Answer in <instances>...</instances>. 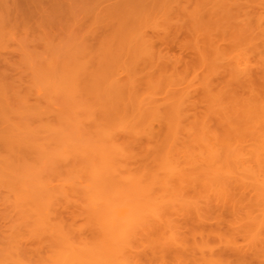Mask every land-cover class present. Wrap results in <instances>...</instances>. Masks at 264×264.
I'll return each mask as SVG.
<instances>
[{"label": "rangeland", "instance_id": "1", "mask_svg": "<svg viewBox=\"0 0 264 264\" xmlns=\"http://www.w3.org/2000/svg\"><path fill=\"white\" fill-rule=\"evenodd\" d=\"M102 1H104V0H102ZM113 1L114 0H109V1L106 0L105 4H108V3L113 2ZM176 1H180L179 2L180 3L179 6L181 5L184 8H189V6H190L188 4V1L186 2L185 0H165L166 3L171 5L170 7H175L176 6ZM197 1L195 0L196 3H197ZM239 1H241L244 4L242 5L241 2H240V4H238ZM66 2H69V3L73 4V6H74L72 8V12H71L72 14H71V17H70L69 21H67V22L55 21V23L53 25H51L52 26L51 29H48V27L46 28V30H45V28L44 29H40L39 31H41V33H38V31H37V32H32V33L26 34V35L15 34V36L13 35L14 36L13 39H12V37L11 38L8 37L7 39L5 38V40H3L4 42L0 41L1 42V44H0L1 45V47H0V51L1 52L0 53H1V56L4 57V58H1V61L4 60V61H2L4 63V65H3V63L0 64V75H1V77L2 76H7V78L9 79V81H6V84L9 82L8 83L9 85H7L6 89H5L6 90L5 93L7 92V94H6L7 97H6L5 102L0 101V103H1L0 106H4V108L7 109V110L6 109H4V110L7 111L8 116H9V113H10L9 120L12 121L14 123V125L15 124H20L18 126L22 127V124H26V127H27V123H28L29 124L28 126L30 128H32V130H34L33 133L31 132V134L30 133L28 134V132L26 134L25 133L19 134V135H21L22 138L24 137L27 140H28V138H29V140L33 139V140H36L37 143L40 142L41 144L44 143V146H42L43 148L41 146L37 145L39 148L41 147V149L38 148V150H39L38 152H41L40 154L35 151V153H37L36 156H35L34 155L35 153L34 154L32 153L34 151L31 152L32 149H30L29 152L33 154L32 155L33 158L34 157L39 158V157H37L38 154L40 156H42V154H43V157H41V159L39 158V161H37L38 159L34 160L35 158L31 159L32 161L34 160L35 162L36 161L38 162V163L36 162V164L34 166L39 164V162L41 163L39 166L37 165V167H36V169L38 170L39 175L41 177H38V176H35V177H36L37 180H39L41 182L45 181V184H47L48 181H52L53 180L52 181V185H53L52 188H54L55 191H52L53 189L49 190V191L44 189V190H41L39 194H37L39 188L37 190H35V191H32L33 192V196H31V197L35 196V198H37V199H33V200L38 201L37 204L34 203V206L37 205V206H39V208L42 205L44 206L46 204V202L45 201H41L40 202V198H42V196L43 197L45 196L44 200H47L48 196H49V198H50L49 201L54 202L59 207V208H57L58 210H55V211H57L56 212V217L57 218H55L54 217L55 216L54 215L55 214L54 213V208H56V206L53 205L52 203H51L52 205L50 204L51 206L49 205V207L53 208L52 211L49 208L50 209L49 211L53 212V215L51 216V219H53V220L56 219L55 221L56 222L58 221V224L61 223V225H63L65 223L64 224L65 226L64 225L63 226L65 228H67V231L69 229L72 230V231L69 230L67 232L66 229H65V232H67V233L71 232L69 234L70 237L72 236L73 239L77 238V240H79L77 242L78 244L81 243L80 245H82V244H85L87 246L90 245L89 248L91 247L90 248L91 250H92V248L95 250L96 247H97V249L99 248V243L102 242V238H103L102 237L103 236V232H102L103 230H101L102 228L98 224V223H100V225H101V222L98 220V218H96L99 215L96 214L95 211L91 208L89 201H87V203H85L87 199L86 200L83 199V200H85V202H83L82 199L80 200L81 202L79 201L80 197H83V196H81L79 194H82V195L84 194V190H86V187H87L86 184L89 185L90 181H91V179H90L91 177L87 178V176H86L87 174H84V170H82L84 168L83 166L87 165L89 167V169L90 168L93 169L94 166L91 167V165H89L90 164L89 162H87V161L85 162V160L83 161L82 156L79 155V152H81V151L77 150V149H79V147H77V146H76L77 148H69V150L72 151V153H70V152L69 153L70 154H74V155L76 154V155L75 156L73 155L74 157L72 155H69L70 157H73L72 158V162H74V163H72L70 160L69 161L72 163V165H75V166H72L69 161H68V163L70 165L68 166V163L64 160L65 158H67V156L64 159L62 157H60L59 156V152L60 151H58L60 148L59 149H57V148L58 147H62L61 143L59 142V141H61L60 140L61 139L60 135L68 134V136L71 135V136L76 137L77 136L76 135L77 134L76 133L77 132V127L79 128V126L83 127V131H82L81 134H83V135L86 134L87 135L89 133V131L92 129L91 125L92 126L94 125L93 126V128H94L93 130L94 131L93 130L92 131L95 134L94 135H90L91 138L92 139H94V138L96 139V138H99V136H101L100 135L101 132L98 134L95 131L97 129L95 127V124H92V122L87 121V119L88 120L93 119V118H86L87 117L86 115H88L87 110H86V112H87L86 114L83 113V115H85V118H83V115L81 116L82 113H80V111H79L80 109H79L78 106L75 107L74 109L72 108L73 104H75V102L73 104H71L69 102L70 97H73L76 100L78 99V101L80 99H82V101L85 100V99L89 100V98H90V100L91 99H95L94 97H92V95H93L94 87H97L98 84H97V86L95 84L94 87H92L93 85L91 86V88H93V90H91V92H90V94H92L91 97H90L89 96L90 94L86 96L87 92H85V94H83L82 91L78 90L77 93H75L76 92L74 90L75 87L73 88V90L75 92L72 91V95H69V92L65 91L67 88L66 89L62 88V90L60 88V90L58 89V91H56V89L54 90V87H50L49 84H43V82H40V86L43 85L42 87L37 86V88H36L35 85L37 83L33 82V80L35 81L39 76H41L42 73H43L42 75H44V77L45 76L46 77L49 76L48 72H49L50 66L52 64L54 65L55 68L56 67L58 68V70H56L58 72H60V70L62 71V69H64V68L66 69V67H67L66 70H68V72L71 73V75L73 73L76 74L77 70H81V69L84 72L86 70V66L89 65V67H87V69L88 70L91 69L89 71H91L90 74H92V72H96V71H93V70H97V69H94V68H97L96 65H98V68L101 66V65L99 66V60H101V59H99V60H97V59L99 57L101 58L103 55H104L103 57H106L105 56L106 55L105 52H106V49L108 47L107 45L109 44L108 41H107L108 39L106 37H103L104 35H101V34L97 35V34H93V33L90 32L91 29H95V27H97V26L99 27L100 25H103L105 23L104 19H98V18L94 19L93 16H91V14L89 13L90 12V8L92 7V4L96 3L97 1L96 0H66ZM190 2H191L190 3L191 5L193 3H195V2H193V0H191ZM230 2L232 4L234 2H237V4H235V5H238V6L241 5L240 8L238 7L239 8L237 10L238 13H236V11H235L236 16L238 14V18L236 17L235 20L238 19V21H236V22L233 21V23L235 22L236 27L239 26L237 29H240V32L242 31V33H240V37L239 38H241L244 35L242 37V39L243 38L244 39H243V42H241V43L238 42V44H239L238 46L236 45L235 47H233V45H232L230 47V50L232 52L229 51L228 62H227L228 66L226 68H225V65H224L222 67L220 66V67L215 68L213 70L209 69L210 68L209 67L208 70H210L209 73L210 72H215L217 75L224 74L225 70L226 71H231L230 74H225V78H226L225 80L229 81L233 86H237V83L240 82L239 88L236 89V92L234 94L235 96L231 95L229 97L228 94L226 95L224 93L222 97L217 96V98H219L218 101H217L216 97L214 98V97L211 96V95H213L211 92L210 93L209 92L205 93V90L203 88H201L202 83H204V81H202L200 77H204L203 80H205V78H207L209 76V74L207 72H205L206 68H204V67H202L203 69L200 67L203 70V71L201 70L202 71V75H203V76H201V72L199 73L200 70L199 71L197 70V68L199 69V67H197V65L195 66V68H193L194 66L192 67L194 70H192V68L189 67L190 68L189 70L187 69V71H184L185 66L183 67V65H181L183 63H181V64L179 63L180 66H178V67L180 69L179 68L177 69V66H176V69L178 70V72H180V73H178L179 75L169 76L170 75L169 73H171V71L173 69H169L168 71L166 70V72H165V70L159 69L161 66H159L158 64H154L153 63L155 65V68H156V65L158 66V68L156 70H154L155 71L154 72L153 71L154 67H152L153 69H150L151 66L150 67L147 66V65L145 66V63H144L145 61H146V63L148 61L151 64V62L149 61L150 58H151L150 53L151 52L153 53L154 50L157 51L158 49L162 50L163 53L166 52V54H167V56H168V58H169V60L171 62L174 61V58H177V57L180 58L182 56H183V58L185 57V54L182 53V51H180L179 48H177V47H172V48L168 47L167 48V47L161 45V42H160V39H159V36H161L164 33V27L167 28L170 25H172L171 27H173V26H175L176 23L178 24V21L175 20V18L170 19L171 20L170 23H168L167 20H165L166 22H164L163 21L164 19L162 20V19H158V18H156V19L155 18H151V20H148V22H146V21L142 22L144 24H141V27L145 26L147 28V34H146V36H144L143 40L141 39V41H140V37H137L138 39L135 38V40H133V41H135V42H133V44L135 45V51L132 54L134 56V58H133V61H132L131 65H129V68L128 69L125 68L126 69L125 72H127V70H128L127 73H129V74L127 75V73H126L127 76H125V74L122 75V76L118 75L119 76L118 78H121L120 80H122L124 82L127 81V80L129 81V79H130L129 77H131V76L133 77L134 76L133 78H134L135 82L137 83L136 98L139 97V96H142V95L146 96V94L151 93V94H149L150 96H152L151 100H152V98L153 99L163 100L166 97H164L163 94L161 95V90H162V92L166 90L165 92H163L166 96L167 95H171V94L175 95L176 93L184 92L183 90H185L186 87L189 86L186 89V90L189 89L187 92L190 93V94L187 93L189 95V96H187V97H189V100H188L189 103L188 104L190 105L189 106L187 104L188 107H189V109L187 108V110H188V113H187L188 117L186 118L187 120L184 119L185 121H183V120L181 122L178 121L180 123H183L182 125L180 124V126H178L180 129L178 127H176V124H177L176 120H175L176 122H173L174 125L172 123H170V122L173 121V120L170 121V119H169L170 122L167 121V120H164V121L162 120L163 122H161V119H160V121L158 120L159 122L154 121V122L151 123V121H150L149 127L152 128L151 130H153L152 132H154L153 133L154 136L156 135L155 136L156 140H154L153 135H152V137H150L148 139H150V140L153 139L154 142H159V141L161 142L162 140H165L164 142L167 141L166 144L170 145L171 147H172V145H174V147H175V145H177V144H180L181 146L183 144V146L185 148L183 146H182L183 148L182 147L179 148L180 146L178 147V145H177L178 148H175V150H174L173 149L174 147L171 148L169 146L170 149L168 148V151H164V152H169L170 153L171 150L172 151L174 150V152H171L173 156H169V157H171L173 159L174 163H172V161H171V163H172V165L175 164L173 166L176 167V168H177V165H178V163H176V162H180L179 160H181V162L184 163L185 162L184 158H186V160H187V156L189 158H193L194 155L196 156V157L194 156L195 159H192V160H190L188 158L189 162L186 161V163H188V164L190 163L189 165L188 164L187 165L186 164L183 165L180 162L181 164L179 163V165H178L179 168L177 169V171L175 170L176 172H178V171H180V172L182 171L183 172V171L186 170L185 172L187 174H189V176L187 174H186V176H184V177H186L185 178L186 180L183 179L184 182H185L184 184L182 183L183 180L180 183V180L183 177L178 178L177 177L178 175L175 174V175H173V176H175L174 177L175 180H177V181H175L174 178L171 179L170 177H167V176H171V175H168L169 174L168 170L166 172L167 167H165V166L162 167L161 166L162 170H160V167H159V169L157 170L158 173H160V174L163 173L162 176H161V180H164L165 179L164 176L167 175L166 177H167L168 180L165 179L164 182L166 180L169 181L170 179L172 181L176 182V184H172V181H170V184L167 183V186H168L167 190H170L169 191L170 193L168 192L170 194L169 196H171L174 199L173 200V202H174V207L173 208H178V207H176V202L178 201L177 203L179 205V202H181V199H182V201L184 199V201L187 202V203L183 202L187 206L182 204V203H180L182 207L179 206L181 208H179L178 211L175 209L177 213H174V214H172V212H173L172 210L166 209L164 211L163 215H161L160 218H155L154 217L155 220L157 219L158 222L152 220V219H154L152 217V215H150L152 217V219H151V217L150 218L147 217L149 215L145 214V215H147L146 217H144L146 219L145 221H147V224H148V222L152 221L151 225H150V223H149L148 226H146L147 224L144 225V226L141 224L143 226V230H144V228H146L144 233H142L143 230H142L141 225L139 227H137L135 230L132 231V232H134V234H137L135 232H138L139 236H136V239L134 238L135 235L133 237H131V238H134V239H132L131 245H129V246H128L127 242H129L130 240L126 241L127 245L126 244H124V245H126L128 247L125 246L126 247L125 248L124 245L122 246V247H124L126 249L125 250L126 252L125 251L123 252L124 248L123 249L120 248L122 250V253L123 254L125 253L124 256L126 258L122 256L123 255L122 253H121L122 255H119L120 254L119 253L118 254L119 263H121V262L125 263L126 262L127 264H132V263L133 264H195V262H196V264H203V263L208 264L209 259H211L209 261V263L213 262L212 264H221V262H222V264L223 263L224 264H264V251H263V249H264V246H263L264 245V238H262L264 236V233L262 234V232L264 230V227H262L261 225H257V223H262V222H260V221H262L261 220L262 216L260 214L261 210H259V208L261 209L260 204H258L259 203V199L255 195L256 193L253 192L254 188H252V186L254 184L250 183L251 187H248L245 184L247 186V188H245V186H243L244 183H246V182L243 183V182L240 181V180H242V179H240L242 174L240 173L241 174L240 175L239 172H238V170H240V169L235 168L236 166H235L234 159H233L234 158L233 156H236L237 160H240V161H241V159H238L239 157H242L243 159H245V158L248 159L247 158L248 154H250V152H252L251 153L252 154L251 158H252V161H253V157H256V155H258L259 152H260V156L258 155L257 157H261L260 159H262V161L261 160L260 161L262 162V164H264L263 163L264 154H263V157H262L261 156L262 153H261V151H259V150H261L263 148V145H264V143L261 144L262 142H264V138H263L264 137L263 136L264 135V125H263L264 122L262 124V121H264V95H263L264 94V88H263L264 87V79L261 78V76L263 77V75H264V72H263L264 71V0H230ZM230 2H229V4H230ZM182 3H184V4H182ZM196 3H195V5H196ZM4 4L5 3L3 2L2 6H0V13L3 12L2 9L5 8V10H6L7 8L11 7L10 3H7L5 5ZM185 4H188V6L185 5ZM3 5H4V7H3ZM179 6H178V8H179ZM192 7H195L194 4L192 5ZM241 7H243L244 9L242 10ZM178 8H176V10H178ZM190 9H191V7H190ZM240 9H241V11H239ZM5 10L2 13V15L6 14ZM6 12H7V10H6ZM2 15H0V16H2ZM185 19H186L185 23L188 22V24H189L190 23L189 19L187 17ZM162 21H163V23H162ZM182 21H183V18H182ZM185 23H184V25H188V24H185ZM179 24H181V20H179ZM238 24H240V25H238ZM240 27L243 28V29H241ZM147 35H148V37H147ZM179 35H180V36H178L179 40L182 43H186L187 44V41L189 43L193 41V40H191L192 36L190 37L189 35H187V37L185 38L184 37L185 35H183V34H179ZM245 35L247 36V38L245 37ZM248 37L251 38V39L249 40ZM252 37H253V39H252ZM149 38L152 40V42L155 41V45H157V46L154 45V48L151 47L152 50H153V51L151 50V52H150V49H148V44H147L148 42H146V40H145V39L150 40ZM127 39H125V41ZM242 39H240V40L242 41ZM238 40L239 39H237V41ZM251 40H253V42ZM261 40H263V41H261ZM142 41H144V42H142ZM257 41L260 42L258 44H260L261 46H258ZM5 42H7L6 43L7 46L6 45L4 46ZM116 42H118V41H116ZM2 43H3V46H2ZM145 44H147V45H145ZM234 44H236V43H234ZM187 45L189 47L190 44H187ZM258 47H260V48H258ZM104 48H105V51H104V54H102ZM5 51H6V53H5ZM145 51H146V53H145ZM148 52H149V54H148ZM163 53H162V55H163ZM7 54H8V56H7ZM190 55L192 56L193 52H191ZM194 55L196 56V54H194ZM148 57H149V59H148ZM5 58H6L7 61H5ZM143 60H145V61L143 62ZM47 62H49V63H47ZM50 62H52V63H50ZM167 62H168V60H167ZM47 64H49V65H47ZM120 64L117 63V67L116 68H118L119 67L118 65H120ZM150 64H148V65H150ZM84 65H86L85 69H84ZM104 65L107 66V64H104ZM104 65H102V66L104 67ZM122 65H123V63H122ZM110 66H112V64ZM110 66H109V68L105 67L106 69L102 68L103 71H102V69L100 70L101 75L104 74V71H106V70L108 71L109 70L108 72L106 71L107 73L105 72V74H104L105 76L103 75V78L105 77L104 79H106L107 75H109L110 77L111 76L114 77L117 73L120 74L121 73L120 71H123L121 69L122 68L121 66H120L121 68H119V69L114 68L115 67L114 64H113L112 67H110ZM47 67H49V68H47ZM235 67H237V68H235ZM113 68L116 69V71H118V72H115V70ZM110 69H113L114 71L111 70L112 71L111 72ZM204 69H205V71H204ZM88 70H86L84 73L85 74H89ZM243 70H248V73L246 75L249 74V76H250L251 73L253 74L252 77L254 79V85H255L253 87V89H254L253 92L256 90L255 92H257V93L254 92V93L251 94L250 91L247 89V87H245L247 85L246 84L247 80H246V78H244L246 80V81H244L243 77H247V76H245V75L242 76V74L245 73V71H243ZM56 71L54 70L53 74L57 73ZM151 71H152L151 75H153V77L148 75ZM156 71H157V74H158V75L156 74L157 76L155 75ZM174 71H175V69H174ZM81 72L82 71H78L77 72L78 75L84 74L83 72L82 73ZM125 72L123 71V73H125ZM160 72H162V74L160 75L161 78H158ZM203 72H204V74H203ZM249 72H251V73H249ZM123 73H121V74H123ZM165 73L168 75V76L166 75L167 78L165 77ZM175 73H176V71L174 73L172 72V74H175ZM75 74H73V75H75ZM94 74L96 75L97 73H94ZM197 74L200 75V76L198 77ZM207 74H208V76H207ZM56 75H58V73ZM56 75H53L52 77L55 78ZM101 75L99 74L98 76H101ZM20 76L22 78H20ZM59 76H57V78H59ZM87 76H89V75H87ZM109 76L107 77V79L109 78ZM239 76L241 77V79H240ZM74 77H76V76H74ZM150 77H151V80H150ZM71 78H73V76ZM103 78H101V83L104 82ZM211 78H213L214 81H217L216 78H218V77L214 76V77H211ZM45 79L46 78H44V80ZM47 79H48V77H47ZM91 79H90V82L94 81V78L92 80ZM95 79L97 80V79H99V77L98 78L96 77ZM107 79L105 81H107V83H108L109 80H107ZM238 79H240V80H238ZM21 80H23V81H21ZM50 80L52 81L53 79H50ZM59 80H61V79L59 78ZM48 81H49V79H48ZM55 81L56 80H54L53 82L55 83ZM61 81H63V80H61ZM98 81L100 82V80H97L96 82H98ZM151 81L153 82V86L155 85L154 88L151 85H149V84H152ZM174 81L176 82L177 86H174L173 89H177L179 91L171 90L172 89V87H171L172 85H170V87L168 86L170 83L174 84L175 83ZM38 82H39V80H38ZM255 82H257V83H255ZM12 83H14V84H12ZM32 83H35V84H32ZM59 83H61V82H58V84ZM105 83L106 82L103 83V87H102L104 89H105V87H104ZM157 85H159V87H162V88H159L160 90H158V86ZM44 86L47 87V89L44 88ZM100 86H102V85L99 83L98 88ZM150 86H151V89H150ZM98 88L97 89L95 88L96 89L95 91L101 89V87H100V89H98ZM152 88L156 89L155 92H154V90ZM104 89H103V91H104ZM87 90H90V88H87ZM150 90H151V92H150ZM167 90H169V92H167ZM170 90L174 91V93H170ZM239 91H240V94H239ZM107 92L108 91H106V93ZM103 93H105V91ZM207 94H208V96H206ZM214 94H215V92H214ZM150 96H148V95L146 96V97H148L147 100L150 98ZM253 96H254V98H253ZM258 96H260V97L257 98ZM262 96H263V98H262ZM76 97H78V98H76ZM87 97H89V98H87ZM169 97H171V96H169ZM208 97H210V98H208ZM141 98H144V97H140L138 99H141ZM213 98H214V100H213ZM258 99L260 100L261 103L256 101ZM82 101L80 100V102H81L80 104L77 103L81 107V109L83 108L82 104L85 105L84 102H86V101H83V102ZM92 101H90V102L88 101L89 103H86V104L89 105L87 107H90L91 105H92L91 106L92 108L95 107L93 105L95 102H92ZM95 104H96V107H97V103H95ZM246 108H248L247 109L248 111H246ZM241 109L245 110V113L247 112L245 117L243 116V115H245V113H244V111L242 112ZM9 110H11V112H8ZM14 110L16 111V114H15L16 116L15 117L11 116L12 112H13V114L15 113ZM76 111H79V113H80V114H78V112H77V114L80 115V117L79 116L78 117L82 118V121H81L82 124L80 123V120L77 117V115H75ZM150 111H152V110H150ZM150 111L148 110L147 112L150 113V114L152 113L151 115H153L154 112H150ZM23 112L25 113V114H22L24 116H22L20 114V113H23ZM74 112H75V114H74ZM83 112H85V111H83ZM147 112H145V113L147 114ZM39 113H43V114H40V116L42 115L41 118H39L40 117ZM46 114H48V115H46ZM59 114H60V117H59L60 120L57 117V115L59 116ZM150 114H148V115L143 114L142 115V117H144V115L147 117V121L145 122V118H143V121L141 119L142 117L139 118L140 120L138 119V116L139 115L141 116V114H139V110L130 108L128 110V117L126 115V118L122 117V116H125V115L121 116V114H120V116L118 114V117L115 116L118 120H114V118H113L114 116L110 117V118H107V119H111V121L112 120L115 121V122L112 121L113 122V126H114L113 129H115V128L117 129L116 126H118V128H121V126L124 125L122 127L123 131H121V132L119 131L120 134L117 133L118 136L116 134H115L116 137L113 135L115 137V141L117 139V142H118L117 145L118 144H120V145L122 144V146H120V148L122 147V149L124 150L125 147L127 145H129L127 142H131L132 143V141H130V136L133 138L132 139L133 140V143H132L133 145L132 146L129 145V147H126L127 150L129 149L130 151H132L135 154V155L133 153H132L133 155L129 154V155L134 156L132 159H129V161H132V163H131L133 165L132 169H135V168L137 169V166H138L137 164H139V163H140L139 166L142 165V167H144L143 164L145 163L146 166L149 168V167L154 165V164H152L150 162H152V161L156 162L153 159V157L149 156L150 152H149V150H147V148H148V149H150L151 152H152V150L154 152V150L156 148L154 149L153 147L156 146V143L152 142L154 144H150L151 141L148 140L149 143L147 141H145V140H147V136L145 137V139H144V136L140 137V136H142V132H141V135H139L140 133L138 132L137 138L132 136L133 135L132 132L128 133V132H130V130L133 131L132 129L135 128L134 126L139 127V129H141L143 127V130L147 129L148 128L147 127L148 118L151 119V117H150L151 115ZM247 114L251 115V116H248ZM19 115H20L21 118L19 117ZM97 115H99V113H97ZM235 115H237L238 117L235 116ZM261 115H263V116L261 117ZM95 116H96V114H95ZM99 117H100V115H99ZM99 117H97V119ZM152 117H154V115ZM233 117L234 118L236 117L237 119L235 120ZM246 117L249 120L251 119L252 121H249ZM259 117H260V119L262 118V121L259 120ZM240 118H242V119H240ZM125 119L127 121H130V120L133 119V122L137 123L138 125H136V124L133 125V127H134L133 128V127H131L130 123H126L127 121ZM228 119H231V122H234V123H231V126L233 125L232 128H234V130L238 128L235 131L240 130L239 127L241 128V131L234 132L232 130V128L230 129L231 126H230V121ZM232 119H234V120H232ZM237 120L238 121L240 120V121L238 122ZM258 120L261 122V124H259L258 129H256L255 126L253 127V125L255 123V125L257 126V124L259 122ZM10 121H8V122H10ZM111 121H109L108 125L110 123H112ZM242 121L246 125L242 124ZM43 122L46 125H49V123H51L50 125L51 126L53 125L55 127V129H57L58 132L57 133L52 132L53 134L50 133L48 131L49 130L48 127H51V126L49 125L47 127V130H46L45 127H44L45 125L42 124ZM101 122H102V120H101ZM106 122H107V120H106ZM143 122L146 123V124L144 125ZM2 123H3L2 122V118H0V128L3 126ZM93 123H94V120H93ZM250 123H251V125H250ZM104 124H106V123H104ZM128 124H130L131 129H129L130 127H128ZM234 124H236L237 126L239 124V126L237 128H235L236 125L234 126ZM249 125H250V127L252 126V128L255 129L256 131H254L252 128L248 127ZM103 126H105V127H103ZM103 126H102V128H104V129L110 128V126L112 128V124H110L109 127L107 125H103ZM242 126H243V128H244V126L245 127L247 126L248 129H247V127L243 129ZM21 127H19V128H21ZM54 127H53V129H54ZM89 128H91V129H89ZM27 129H29V128H27ZM122 129H120V130H122ZM137 129L138 128H136L135 130H137ZM178 129H179V131H178ZM188 129H189V131L192 134H195V133L197 134V136L193 135V138L197 137V139L195 138L196 142L191 137L192 136L191 134H190L191 135L190 137L192 138L191 140H193V141L189 140L190 139L189 136L185 137L186 134L189 135V133H187ZM118 130L119 129H117L116 131L118 132ZM125 130H127L128 132L125 131ZM143 130H141V131H143ZM229 130H230V132H228ZM16 131H18V130H16V129L14 130L13 129L14 133ZM109 131H111V130H109ZM176 131H178L177 134L180 133V136L178 134V137H177V134H176V136H175L176 140L174 138V141H176L177 144H175V142L174 143L172 142L173 138L171 139V136H174L173 133H175ZM231 131H233L234 133H232L231 137H228V136H230ZM248 131L249 132L252 131V133L249 134ZM207 132H209V134ZM258 132H260V134ZM261 132H262L263 135L261 134ZM143 133H145V132H143ZM81 134H80L79 137H81ZM181 134H183V135H181ZM233 134H235V135H233ZM86 135H84V136H86ZM88 135L86 137H88ZM102 135H103V133H102ZM169 135H170V137H168ZM214 135L218 136V137H215ZM238 135H240V136L242 135V138H244V139H242L241 137L239 138ZM68 136L65 135V139L62 138V139H64L63 140L64 141L63 144H65L66 146L73 147L74 145H77V144L79 145V142H85L86 141V137H83V138L81 137L80 139H78L79 140L78 142L75 141V142H77V144L76 143L75 144H71V142L73 143V141L68 142L67 141L68 140L67 139ZM181 136L183 137V139L185 138L184 140L187 141L188 143L191 141L190 146H187V142L185 143L186 146L184 145V141L182 140ZM213 136L215 137L214 139H213ZM234 136H235L236 140L234 139ZM237 136H238V138H237ZM35 137H37V138H35ZM58 137H59V140H57ZM102 137H104V136H102ZM166 137H167V139H166ZM179 137L181 138L182 141L179 139ZM252 137H254V138H252ZM260 137L263 140H261ZM91 138L88 137V139H91ZM109 138L112 139V137H109ZM69 139H72V138H69ZM88 139H87V141H88ZM95 139H94V141H95ZM99 139L100 140H104L105 138H101L100 137ZM99 139H97L98 141L97 140L96 141L99 142ZM134 139L136 141H134ZM168 139L170 140V142H168ZM33 140H31L29 142L31 143V142H33ZM207 140H209L210 142L207 141ZM226 140L227 141L228 140H233V141H228V143H227ZM256 140H258V141L256 142ZM107 141H108V139H106V141H105L106 143H102V145L103 144L107 145V143L109 142V141L108 142ZM115 141L113 139V143ZM179 141L182 142V144ZM203 141L205 142V144L207 143L208 145H211L210 149H213V147L215 149H218L219 147L222 146L221 144H223L225 142L226 143L223 144L224 145L223 148H227V149L229 148L230 152H231V149L233 147H236V150H234V148H233V150L235 151V154L232 157H230L231 155H229V153H227L230 158L226 157L227 160L231 159V158L233 159V163H234L235 167L233 165L231 167V165H230V161L232 159L230 161L228 160L229 161L228 164H229L230 167L228 165H225V168H224V165H222L223 163L220 164L221 166H219V164H218V166L215 167V171L213 170L214 169L213 166H209V165L206 166V164L200 162L202 159L205 158V156L207 155L206 152L208 151L207 150L208 148L205 147V144L203 143ZM97 142L92 144V145L95 147V145L98 144ZM239 142H241V144L243 143L242 145H244V146H240L241 144L237 145V143H239ZM34 143H35V141H34ZM91 143H93V141ZM134 143H135V145H134ZM230 143H232V145ZM258 143L261 144L262 147ZM89 144H90V142H89ZM123 144L126 145V146L124 145V148H123ZM149 144L152 146L153 149L151 148V146ZM202 144L204 145V148L207 151L203 148ZM228 144L230 146H232V147L231 148H230V146L227 147ZM247 144H250V145H247ZM100 145H101V143H100ZM100 145L98 147H100ZM208 145H207V147H209ZM255 145H258V146L255 147ZM31 146H34V145H32V143H31ZM146 146H147V148H146ZM157 146L160 147V144H158ZM248 146H249V148H248ZM88 147H90V145ZM161 147L164 148L163 144H162ZM189 147H192L193 150H195V152L191 151V154L187 153L188 150L186 151V148L187 149H191ZM251 147H252L253 150L251 149ZM259 147H261V148L259 149ZM32 148H35V146L32 147ZM144 148H146V150ZM245 148H246V150H245ZM62 149H63L64 152H66L65 149L67 150V147H64ZM126 149L123 152H126ZM177 149H178L179 152H177ZM202 149H204V150H202ZM221 149L222 148H219L218 151H220V152L226 151L227 152V150L222 149V151H221ZM5 150L6 149H4V151ZM33 150H36V148L33 149ZM128 151H127V153L124 154L125 156H129L127 154L131 153V152H128ZM143 151H146L145 155H141V154H143ZM175 151L178 154L175 153ZM239 151L241 153L238 154ZM9 152L10 151H8V152L6 151L7 154ZM197 152H199V154H200L199 155V160H198V156H197L198 154H194V153H197ZM226 152H225V155H226ZM255 152H256V154H255ZM2 153L3 154L0 153L1 156L4 155V154H5L4 156H7V154L4 153L3 151H2ZM136 153H138V154H136ZM147 153H148V155H147ZM171 153H170V155H171ZM231 153H234V152H231ZM263 153H264V150H263ZM11 154H10L11 158H9V160H12V158L16 157L15 154H13V153H11ZM188 154H190V155H188ZM237 154H238L239 157H237ZM10 155H9V157H10ZM78 155H79V157H78ZM151 155H152V153H151ZM176 155H177V157L180 156V155L181 156L185 155V156L184 157L180 156L179 160H177V157L175 158ZM140 156H141V158H140ZM136 157H138L139 159H136ZM248 157H250V156H248ZM257 157H256V159H257ZM30 158H32V157H30ZM30 158L28 160H30ZM236 158H235V160H236ZM251 158L248 159L247 161H251ZM144 159H147L148 162L146 160H144ZM256 159H254V161ZM143 160L146 161V162L141 164V162H143ZM227 160L225 159V164L227 163ZM30 161H27V162H30ZM124 161H127V164L129 162L128 160H125V159H124ZM157 161H159V160H157ZM160 161H162V160L160 159ZM247 161H244V162H247ZM31 162H30V164H31ZM167 162H168V167H169V165H171L169 163V159H168ZM195 162H197V163H195ZM199 162H200L201 165L199 164ZM23 163H22V165H23ZM79 163H81V165ZM233 163H231V164H233ZM252 163H253V165L249 164V165L252 166L251 169H253L255 167V165L257 164V163L254 164V162H252ZM17 164L18 163H16L15 167H13L14 168L13 170L11 169L10 171H8L9 173H12L14 176H15V174H17L16 173V171L18 170L17 169L18 168ZM25 164L26 163H24V166L22 168H25ZM33 164H34V162H33ZM33 164H32V166H33ZM131 164L129 162L128 165H131ZM159 164H161V162ZM16 165H17V168H16ZM20 165H21V163H19L20 171H17V172L20 173V175L23 174L22 178L25 179V176H27V175L29 176L30 175L29 173H31L33 170L31 169L32 171L29 172L30 170L25 168V169H23V170H25L24 172H27L29 170L28 171L29 173H24L23 171L21 173V166L22 165L21 166ZM27 165H28V163H27ZM76 166L77 167L79 166L78 167L79 170L82 168L81 169L82 172H83V173H81L82 175L79 173V171L76 172L78 170ZM99 166H100V164H99ZM99 166H97V167L99 168ZM199 166L201 168H199ZM247 166H248V164H247ZM27 167H29V166H27ZM74 167H75V170L77 169L76 171L73 169ZM196 167H198V168H196ZM209 167H212V169L211 168L209 169ZM257 167H258V165H256V169H257ZM69 168L71 169V172L74 170L73 173L77 174V176L79 174L81 175V179L83 178V181L78 178L79 179V183L78 182L77 183L81 184L84 189H80L81 188V186H80V188H78V190H77V186L75 184H72L73 187H74V190L72 188L69 189V187H71V186H68L67 188H64V190H61L59 185H61L62 183L61 184H58V183H59L60 180H61L60 182H62V179H61L62 177L66 178V179H67V177H69V176H67V174L70 172ZM155 168L157 169L158 167H155ZM180 168H182V169H180ZM129 169H131V168H129ZM149 169H151V168H149ZM256 169H254L255 171L254 170L253 171L254 172H256V171L258 172V170H256ZM217 170H219L218 174H217ZM0 171L3 172L4 169H1ZM211 171L212 172L214 171V173H212ZM228 171L230 172V174H229ZM57 172H58V174H57ZM71 172L69 174H72ZM185 172H183V175L185 174ZM224 172H227L226 175L228 174L227 176L224 177L225 179L222 178L224 176ZM165 173H166V175H165ZM193 173H195V174H193ZM209 173H212V174H209ZM0 174H3V173H0ZM32 174L33 173H31V175ZM196 174H197V176H196ZM6 175L7 174H5L4 177ZM18 175L19 174H17V176ZM192 175H193V177H192ZM214 175H215V177H214ZM2 176L0 175V177H2ZM72 176H74V175H72ZM208 176H212V177L210 178ZM233 176H237V177H233ZM243 176L246 179V176L244 174H243ZM8 177H10V176H8ZM12 177L13 176H11V178ZM217 177H218V179H217ZM13 178H15L14 181H16L17 178L16 177H13ZM58 178H59V180H57ZM194 178H196L197 180L194 179ZM73 179H75V177ZM88 179H90V180H88ZM20 180H21V177H20ZM86 180L89 181V182L87 183ZM219 180H221V181L225 180L226 182L224 181V183H223V181L221 182ZM228 180L229 181L231 180V182H237V183H234V184L232 183V185H231V183ZM10 181L9 182L0 181V183L2 182V186H0V260L6 258V259H8L10 261L11 260L14 261V259L18 258V260L20 262L18 260H16V261H18V263H20V264H24V263H26V264H54V262L57 261L58 258H59V256H57L58 253L57 254L55 253L56 250L59 247L58 248L55 247L57 245L52 243V244L55 245L53 247L52 244H49V243H51L52 241L56 243L57 242L56 238H55V240H54V238L52 239L51 235L48 234V232H47V234H45L46 231L44 232L45 236H43V235L34 236V234H32L30 236L29 232L36 233V232H33V230H31V229H30L31 231H29V228L34 227V231H35V228H36V226L34 225L35 224L34 221H32L31 220V216H29V213L30 212L32 213V211L25 212V208L21 207L23 205L22 203H20V206H19V203H18L19 199L17 201L16 198H15V195H14V194H16V190H11V188H9L11 186L10 185ZM28 181H31L32 183L34 182L33 179H31V178H29ZM65 181L66 180H64V182ZM17 182H19V179H18ZM27 182H24V183L27 184ZM75 182H76V180H75ZM175 182H173V183H175ZM177 182H179L183 186L181 188H176L177 186H179V183H177ZM215 182H217V184ZM228 182L230 184H228ZM24 183L22 182V186H23ZM66 183L69 184L68 181ZM70 183H73V182H70ZM131 183H133V185L137 186V184H134V182H131ZM131 183L127 184L125 182L124 184L127 186V185H131ZM240 183H242L241 184L242 186L240 185ZM26 184H24V185L26 186ZM43 184H42V186H43ZM121 184H120L119 187L124 189V187H125V186H123L124 184L122 186H121ZM238 184L240 185V187H239ZM7 185H10V186H7ZM29 185H30V183H29ZM35 185H36V183H35ZM35 185L33 187L34 189H35ZM12 186L18 187L17 184L14 185V183H12ZM25 186H23V187H25ZM63 186L66 187L65 185L62 184V187ZM136 186L133 187V189L136 190ZM130 187H132V186H130ZM137 187L140 188L139 185ZM172 187H173V189H171ZM236 187L238 189H240V190H238ZM253 187H255V185ZM138 188H137L136 191L135 190H133V191L136 192V193L137 192L139 193L140 190L138 191ZM12 189H14V188L12 187ZM30 189H27L26 192H29ZM66 189L70 190V191H68L69 193L71 192L70 196H69L68 192H65ZM128 189H127V192L131 193L132 188H130L131 189L130 191H128ZM155 189H156L157 193L160 192V188H159L158 185H156ZM25 190L24 191L22 190V192H24L23 198L26 197L25 196ZM71 190H73V191H71ZM176 190H178V191H176ZM18 191L19 192L17 193L18 194L17 197L19 198V195H20V199H21L20 190H18ZM74 191H76V193L72 194V192H74ZM240 191L243 192V194ZM248 191H250L249 194H248ZM54 192H55V194H59L58 196H56L57 197L56 199H57V201L60 200L61 204H60V201H58V202L57 201H53L55 199V198H52V196L54 197V195H53ZM49 194L50 195L52 194V195L50 196ZM134 194L135 193H133V195ZM141 194H142L141 192H140V194H137L138 197H136V198L137 199L140 198ZM160 194L165 195V194H167V192L163 193L161 191ZM172 194H173L174 197L172 196ZM176 194H178V196H179V194L182 195L179 198L180 200H176V198H178V196ZM246 194H247V197H249V196L250 197L246 198ZM251 194L254 195V196H252ZM29 195H30V192H29ZM76 195L77 196L79 195L80 197L78 196L79 199L77 198V199H75V201H72L73 202V204H72V202L70 200H74L73 197L76 196ZM133 195L131 193V197ZM63 196H64V198L67 197L66 199L70 198L69 201L64 202L66 199L64 200L62 198ZM135 196H136V194H135ZM142 196L143 197L140 200H143L144 195L142 194ZM166 196H168V194ZM175 196H176V198H175ZM31 197L29 196V198H31ZM85 197L86 196L84 195V198ZM23 198H22V200H20V202L23 201V203H25ZM133 198H134V196H133ZM243 198H244L245 201L243 200ZM253 198L255 200L257 199L256 200L257 202L255 200H254V202L251 201V199L253 200ZM247 199H248V201H250V204L248 203ZM28 200H30L31 202H35V201L32 200V198L28 199ZM62 200H64V201H62ZM134 200H135V198H134ZM25 201L27 202L26 198H25ZM135 201H137V200H135ZM39 202L43 203V204L40 206ZM74 202H76V203H74ZM115 202H116V200L114 201V203ZM253 203L254 204L256 203V204L254 205ZM70 204H71V206H70ZM118 204H119V202H118ZM248 204H249V206L251 205L250 208L253 207V209H248L249 208ZM183 205L186 206V208H183ZM246 205H247V207H246ZM84 206H88V208L91 209L90 212L87 211L86 209H84L83 208ZM27 207H30V205L27 206ZM42 207H41V209H43ZM20 208H23V209H21L23 212L20 210ZM46 208H48V206H44L45 210H46ZM27 209L28 208H26V210ZM30 209L33 210V208H31V207H30ZM84 210H86L87 213H85ZM249 210L250 211L252 210V212H250ZM253 210H255V211H253ZM256 210L258 212H260V213H257V214H259V216L255 213V212H257ZM24 212L28 214L29 221H28V218H26L27 214H24ZM50 212H48V213H50ZM247 212H250V214L248 215ZM91 213H92V215L89 216ZM51 214L52 213H50L49 215H51ZM124 215H126V214L122 210L121 213H120V217H124ZM253 216H255V217H253ZM257 216L260 217V221H259V218ZM93 217L95 218V220H94ZM88 218H91L93 223L90 222V219H88ZM148 218H149V220H147ZM166 218L168 220H165ZM254 218H255V221H253ZM250 219H252V220L250 221ZM21 221H23L25 223V225L23 223H22L23 224L22 225ZM26 222L28 224L29 223L32 224V227H30L31 226L30 224H29V227H28L27 226L28 224ZM153 222H156V223H154L155 225L152 224ZM169 222L171 223L172 226H170ZM90 223H92L93 225L94 224H96V225L92 226V224H90ZM253 224H254V226H253ZM156 225L158 226V228H157ZM255 225L257 227L259 226L258 227L259 229H257V227ZM58 226L60 227V225H58ZM95 226L97 227V229L94 228ZM176 226H177V228H176ZM59 227L56 228V229L58 230ZM70 227H72V229ZM21 228H23V230H25V231L23 232V230L22 231L19 230ZM62 229H60V230L62 231ZM36 230L38 232L41 231V230H38V229H36ZM259 230H261V231L259 232ZM99 231H101V233H99ZM152 231L155 234H153ZM171 231L174 232V233H172ZM65 232H64V235L66 234L65 236H68V234L65 233ZM97 232H98V234H97ZM139 232L141 234H139ZM25 233H27V234H25ZM73 233H74V236H73ZM131 233L129 232L128 234H131ZM251 233L255 236L256 239L253 238L254 236ZM100 234H102V235H100ZM146 234H148V235H146ZM173 234H174V236L176 235L175 236L176 238L174 237V239H169V238H172L170 235H173ZM38 235H40V234H38ZM131 235H129V237ZM138 237H141V238H138ZM131 238H129V239H131ZM261 238L263 239V241L260 240ZM69 239H71V238H69ZM73 239H72L73 243L76 242ZM95 240L97 242L98 241H100V242L97 243ZM170 240L171 241H176V242H178V240H179L180 242H178L177 245H174V243L170 242ZM94 242H95V244H94ZM60 244L61 243H58V245L60 247H62V245H60ZM97 244H98V246H96ZM74 245H75V243H74ZM194 245H195V247H194ZM198 246H200V247H198ZM204 246L207 247L208 250H206V248ZM262 246H263V248H262ZM233 247H235L236 249L233 248ZM183 248H185V250H183ZM197 248H198V250L196 251ZM203 248L206 251L203 250ZM14 249L15 250L18 249V250H16L17 251L16 253H15ZM79 249H80V247H79ZM238 249H240V250L237 251ZM255 249L258 250V253H257V250H255ZM121 250H119V252ZM57 251H59V249ZM10 252H11V254H10ZM128 252H129V255H127ZM201 253L204 254V256H206L208 259L206 257H204ZM259 253H261L262 255H260ZM51 254H53L54 256H51ZM197 254H198V259L199 260L197 259ZM240 254H243L244 256L242 257V255H240ZM257 254H258V256H257ZM121 256L123 257L122 259H120ZM50 259H51V261H53V263H50L51 262ZM204 259H206V260H204ZM8 260H5V261H8ZM122 260H125V262L122 261ZM203 260L205 262H203ZM21 261H23V262H21ZM85 262H81L80 261V264L85 263ZM91 262L92 261H88L87 263L90 264ZM0 263H1V261H0ZM55 264H56V262H55ZM76 264H79V263H76ZM92 264H95V263L92 262Z\"/></svg>", "mask_w": 264, "mask_h": 264}, {"label": "bare ground", "instance_id": "2", "mask_svg": "<svg viewBox=\"0 0 264 264\" xmlns=\"http://www.w3.org/2000/svg\"><path fill=\"white\" fill-rule=\"evenodd\" d=\"M97 2L96 3H94V4H92V7L90 8V14H91V16H93V18L94 19H96V18H98V19H104V21H105V23L103 24V25H100L99 27L97 26V27H95V29H91V33H93V34H97V35H99V34H101V35H104L103 37H106L108 40V47H107V49H106V57H99L97 60H99V59H101V60H99V66L101 67H99L98 68V65H96L97 66V68H94V69H97V70H93V71H96V72H92V74H90V72L91 71H89V70H91V69H87V67H89V65L88 66H86V65H84V69H85V66H86V70H88L89 71V74H85L84 72L86 71H84L83 72V70L81 69V70H77V72L78 71H82L84 74H82V75H78V73L76 72V74L75 73H73V74H75V75H71V73H69L68 72V70H66L67 69V67H66V69L64 68V69H62V71L60 70V72H58V71H56V70H58V68L56 67H54V65L52 66L51 64V66H50V70H49V76H47L48 77V79H49V81H48V79H47V77L45 76L44 77V75H42L41 74V76H39L35 81L33 80V82H35V83H37L35 86H36V88H37V86H40V82H43V84H49V86L50 87H54V90L56 89V91H58V89L60 90V88H61V90H62V88L64 89H66L65 91L66 92H69V95H72V91H74L75 93H77V91L79 90V91H82L83 92V94H85V92H87V94H86V96L87 95H89L90 94V92H91V90H93V88H91V86L92 87H94L95 86V84H96V86H97V84H98V86H99V83L102 85V86H100L101 87V89H100V87L98 88V86L97 87H94V90H93V95L92 94H90L89 96L91 97V95H92V97H94L95 99H91L90 100V98L89 97H87V98H89V100L87 99H85V100H83V101H86V102H84L85 103V105H83L82 104V106H83V108L81 109V107L78 105V104H80L81 102H80V100L82 101V99H80L79 101H78V99L76 100V99H74L73 97H70V99H69V102L71 103V104H73L74 102H75V104H73V109L75 108V107H79V111H80V113H82L81 114V116L83 115V113L84 114H86L87 112H88V115H86L87 117L86 118H93V119H91V120H88L87 119V121H90V122H92V124H95V127L97 128L95 131L99 134L100 132V135L101 136H99V138L101 137V138H105L104 140H100L99 138H94L93 136V138L95 139V141H94V139H92L91 138V136L90 135H94L95 133H93V126L91 125V128H89V129H91L90 131H89V135H88V137L89 138H91V139H88V137H86L87 135L86 134H84V135H86V136H84L83 134H81L82 133V131H83V127H80L79 126V128L77 127V136L76 137H74V136H68V134H63V135H60L61 137V141H59L60 143H61V145H62V147H58L57 149H59L58 151H60L59 152V156L60 157H62L63 159L67 156V158H65L64 160L68 163V161L70 160L71 162H72V158L76 155H74V154H70V153H72V151L71 150H69V148H77V147H79V149H77V150H79V151H81V152H79V155L80 156H82V159H83V161L85 160V162L87 161V162H89L90 164L89 165H91V167L92 166H94L93 167V169H89V167L87 166V165H85V166H83L84 168L82 169V170H84V174H87L86 176H87V178L88 177H91L90 179H91V181H90V184L89 185H87L86 184V190H84V194L82 195V194H79V195H81V196H83V197H80L79 195V197H80V199L78 198V196L76 197V196H74L73 197V199L74 200H70L71 202L72 201H75V199H79V201L82 199V201L83 202H85V200H86V202L85 203H87V201H89L90 202V206H91V208L95 211V213L96 214H98L99 216L98 217H96V218H98V220L101 222V225H100V223H98L99 224V226H101V230H103L102 232H103V238H102V242L101 243H99L100 241H96L97 243H99V248L97 249V247L95 248V250L92 248V250L89 248V246H87V245H85V244H82V245H80V244H78L77 242L79 241V240H77V238L75 239H73L72 238V236L70 237V233H67L68 231H67V228H65L63 225H61V223L60 224H58V221L56 222L55 220H53V219H51V216L53 215V212H50L49 210L51 209V211L53 210V208H51V207H49V205L52 203L53 205H55L56 206V208H54V217L55 218H57L56 217V212L57 211H55V210H58L57 208H59L58 207V205L57 204H55L54 202H52V201H49V196H48V199L47 200H44L45 198V196L43 197L42 196V198H40V202L41 201H45L46 202V204L44 205V206H48V208H46V210L44 209V206L42 205L43 203H40L39 202V204H40V206L44 209H41V207L39 208V206H37V205H35L34 206V203L35 204H37V202L38 201H35V200H33V199H37V198H35V196L34 197H31V196H33V192L32 191H35V190H37L38 188V192H37V194H39L40 193V191L41 190H44V189H46L47 191H49V190H52V191H55L54 190V188H52L53 187V185H52V181H48L47 182V184H45V181H39V180H37L36 179V177L35 176H38V177H41L40 175H39V172H38V170L36 169V167H37V165L39 166L41 163L39 162V164H37L36 166H34L35 164H36V162L37 161H39V158L41 159V157H43V154H42V156H40L39 154L41 153V152H38L39 150H38V146H44V143L43 144H41L40 142H36V140H33V139H30L29 140V138H28V140L27 139H25L24 137L22 138L21 137V135H19V134H22V133H27L28 132V134L30 133L31 134V132L33 133V131L34 130H32V128H30L28 125V123H27V127H26V124H22V127L21 126H18V125H20V124H15L14 125V123L12 122V121H10L9 120V116H10V113H9V116H8V114H7V111H5L4 109H6V108H4V106H0V118H2V124H3V126L0 128V153L1 154H3L2 153V151L4 152V153H6V151L8 152V151H10L11 153H13V154H15L16 155V157L15 158H12V160H9V158H11V153L9 152L8 154H7V156H4V155H2L1 156V154H0V168L1 169H4V171L2 172V171H0V173H3L4 175L5 174H9L8 176H10V177H8L7 175L4 177V175L3 174H0L2 177H0V181H7V182H9L10 180V185L12 186V183H14V185H16L17 184V186L18 187H14V186H12L14 189H12V187L10 186V185H7V186H10L9 188H11V190H16V194L19 192L18 190H20V194H21V199H20V195H19V198L17 197L18 196V194L16 195V194H14L15 195V198H16V200L18 201V199H19V201H18V203H19V206H20V203H22L23 205L21 206V207H23V208H25V212H30V211H32V213L30 212L29 213V216H31V220L32 221H34V225L36 226V228H35V231H34V227H32V224H30L31 226L30 227H32V228H29V231H31V230H33V232H36V233H32V232H29V234H30V236L32 235V234H34V236H41V235H43V236H45V234H47V232H48V234H50L51 235V237H52V239L54 238V240H55V238H56V243L55 242H51V243H49V244H52V243H54L55 245H57V246H55L54 244H52V246L54 247H59L58 249H59V251H57L56 250V254H57V256H59V258H58V260L57 261H55L56 262V264H76V263H79L80 264V261L81 262H85V263H82V264H86L88 261H92L93 263H95V264H127L126 262H125V260H122V261H124L125 263H123V262H121V263H119V257H118V254L119 255H122L123 253H122V250L120 249V248H124L127 244H126V241H129V242H127L128 243V246L129 245H131V242H132V239H136V236H139L138 235V232H135V233H137V234H134V232H132L133 230H135L137 227H139L141 224L144 226V225H146L147 224V221H145L146 219L144 218V217H146L147 215H149V216H147V217H151L150 215H152V217L154 218H160L161 217V215H163V213H164V211L166 210V209H170V210H172L173 212H172V214H174V213H177L176 212V210L178 211V209L179 208H181L182 206H181V204L180 203H182V204H184L183 202H186V201H184V199H183V201H182V199H181V202H179V205H178V201L176 202V207H178V208H173L174 207V202H173V198L171 197V196H169L170 194V190H167L168 189V186H167V183H169L170 184V181H172L171 179L172 178H174L175 176H173V175H175V174H177L178 176V178H181V177H183L181 180H180V183H181V181L183 180V179H185L186 177H184V176H186V170L185 171H183V172H185V174L183 175V172L181 171H178V172H176L177 171V169L179 168L178 167V165H179V163L181 162V160H179V157L181 156H178L177 157V155L175 156V158L177 157V160H179L180 162H176V163H178V165H177V168L176 167H174L173 165H175V164H173L172 165V163H174L173 162V159L171 158V157H169V156H173L172 155V153L171 152H174V150H175V148H178L179 146V148H181L182 146H183V144H182V142H180L181 144H182V146L180 145V144H177L176 143V141H174V138H175V140H176V134H177V132L179 131V127L178 126H180V124L182 125L183 123H180L182 120L183 121H185L184 119H186L187 117H188V115H187V113H188V110H187V108L189 109V107H188V103H189V97H187V96H189L188 94H190V93H188L187 91L189 90H186L188 87H186V89L185 90H183L184 92H181V93H176L175 95L174 94H171V95H165L163 92H165V91H163L162 92V90H161V95L163 94L164 95V97H166L165 99H163V100H160V99H153L152 98V100H151V97L152 96H150L149 94H151V93H148V94H146V96L148 95V96H150V98L147 100V98L148 97H146L145 95L143 96H139V97H137L136 98V93H137V83L135 82V80H134V76L131 78V77H129L130 79H129V81L127 80V81H122V80H120L121 78H118L120 75L122 76V75H124L125 74V76H127L129 73H127L128 72V70H127V72H125L126 71V69H128L129 68V65H131V63H132V61H133V58H134V56L132 55L133 53H134V51H135V45L133 44V42H135V41H133V40H135V38H137V37H140V41H141V39L143 40L144 39V36H146V34H147V28L145 27V26H142L141 27V24H144V23H142V22H148V20H151V18H158V19H164L163 21L164 22H166L165 20H167V22L168 23H170L171 22V20L170 19H172V18H175V20H177L178 21V24L176 23L175 24V26H173V27H171L172 25H170V26H168L167 28H165L164 26V33L161 35V36H159V39H160V42H161V45H163V46H165V47H177V48H179V50L180 51H182V53H184L185 54V57L183 58V56L182 57H177V58H174V61H170L169 60V58H168V56H167V54H166V52L165 53H163L162 52V50H160V49H158L157 51H155L154 50V52L152 53L151 52V50H152V48H154V45H155V41H153L152 42V40L150 39V40H148V39H145L146 40V42H148L147 44H148V49H150V56H151V58H150V62H151V64L147 61V63H146V61L145 60H143V62L145 63V66L147 65V66H151L150 67V69H153L152 67H154V69H153V71L154 70H156L157 68H158V66L156 65V68H155V65L154 64H158L159 66H161L159 69H163V70H165V72H166V70L168 71L169 69H173L172 71H171V73H169L170 75L169 76H174V75H179L178 73H180V72H178V66H180V64L181 63H183V64H181V65H183V67L185 66V69H184V71H187V69L189 70L190 68L189 67H193V68H195V66L197 65V67H199V69L197 68V70L199 71V73L201 72V76H203L202 75V67H204V68H206V71H205V69H204V71L205 72H207L208 74H209V76H208V74H207V78H205V80H203L204 79V77H200L201 78V80L202 81H204V83H202V86H201V88H203L204 90H205V93H212L213 95H211L212 97H216V99H217V101H218V99L219 98H217V96H219V97H222L223 96V94L225 93L226 95L228 94V96L230 97L231 95L232 96H235L234 94H235V92H236V89L237 88H239V84H240V82H238L237 83V86H233L229 81H226L225 79V74H230L231 73V71H226L225 70V72H224V74H219V75H217L215 72H210L209 73V71L210 70H208V68L209 69H211V70H213V69H215V68H218V67H222V66H224L225 65V68L228 66L227 65V62H228V54H229V51H231L230 50V47L233 45V47H235L236 45L238 46L239 44H238V42H243V39H242V37L244 36H242L241 38H239L240 37V33H242V31L240 32V29H237L239 26L238 25H240V24H238L237 26L238 27H236V25H235V22L236 21H238V19L237 20H235L236 19V17L238 18V14H237V16H236V13H238V9L240 8V6L241 5H235V4H237V2H234L233 4L230 2V0H196L197 1V3L195 2V0H193V2H195L196 3V5H195V3H193L194 4V6L195 7H192V5L190 4L191 2V0H185L186 2L188 1V4L190 5L189 6V8H184V7H182L181 5L179 6V2L180 1H176V6L175 7H170L171 5H169L168 3H166L165 2V0H114L113 2H110V3H108V4H105V2H106V0H104V1H102V0H96ZM107 1H109V0H107ZM227 1V2H226ZM5 3V4H7V3H10L11 5V7L10 8H7L6 10H7V12H6V10H5V8L4 9H2L3 10V12H4V10H5V15H2V13H0V15H2V16H0V41H3V40H5V38L7 39L8 37H12V39H13V37L15 36V34H22V35H26V34H29V33H32V32H37L38 31V33H41V31H39L40 29H44L45 28V30H46V28L48 27V29H51L52 28V26L51 25H53L54 23H55V21H62V22H67V21H69L70 20V17H71V12H72V8L74 7L73 6V4H71V3H69V2H66V0H0V6H2V3ZM178 2V3H177ZM229 2H230V4H229ZM240 2L241 1H239L238 2V4H240ZM4 4V5H5ZM89 4V3H88ZM182 4H184V3H182ZM188 4H185V5H187L188 6ZM232 4V5H231ZM241 4L243 5L244 3H242L241 2ZM4 5H3V7H4ZM8 6V5H7ZM178 6H179V8H178ZM245 6V5H244ZM243 6V7H244ZM190 7H191V9H190ZM239 7V8H238ZM243 7H241L242 8V10L244 9ZM176 8H178V10H176ZM235 11H236V13H235ZM239 11H241V9L239 10ZM240 14V13H239ZM188 18L189 19V24H188V22H186L185 23V18ZM240 17V16H239ZM182 18H183V21H182ZM234 19V20H233ZM179 20H181V24H179ZM163 21H162V23H163ZM176 21V22H177ZM233 21H235L234 23H233ZM185 24H188V25H184V23ZM241 22V21H240ZM167 24V23H166ZM243 25V24H242ZM147 26V25H146ZM241 28V27H240ZM241 29H243V28H241ZM45 33V32H44ZM179 34H183V35H185L184 37L186 38L187 37V35H189L190 37L192 36V39L191 40H193L192 42H188L187 41V44H190L189 45V47H188V45L186 44V43H182L180 40H179V37L178 36H180ZM14 35V36H13ZM30 36V35H29ZM147 37H148V35H147ZM245 37L247 38V36L245 35ZM129 40H128V39ZM146 38V37H145ZM245 38V39H246ZM249 38V37H248ZM15 39V38H14ZM125 39H127L126 41H125ZM138 39V38H137ZM237 39H239L238 41H237ZM240 39H242V41L240 40ZM251 38H249V40H250ZM252 39H253V37H252ZM257 39V38H256ZM144 40V41H145ZM8 41V40H7ZM116 41H118V42H116ZM144 41H142V42H144ZM236 41V42H235ZM252 42H253V40H251ZM261 41H263V40H261ZM4 42V41H3ZM255 42V41H254ZM6 43L7 42H5V44H4V46L6 45ZM154 43V44H153ZM234 43H236V44H234ZM258 43H260V42H258L257 41V44ZM0 44H1V42H0ZM147 44H145V45H147ZM9 45V44H8ZM160 45V46H161ZM2 46H3V43H2ZM7 46V45H6ZM10 46V45H9ZM12 46V45H11ZM155 46H157V45H155ZM192 46V47H191ZM258 46H261L260 44H258ZM0 47H1V45H0ZM150 47V48H149ZM152 47V48H151ZM8 48V47H7ZM258 48H260V47H258ZM170 49V48H169ZM8 50V49H7ZM6 50V51H7ZM263 50V49H262ZM3 51V50H2ZM6 51H5V53H6ZM104 51H105V48H104V50H103V53L102 54H104ZM153 51V50H152ZM261 51V50H260ZM1 52V51H0ZM191 52H193V55L194 54H196V56L194 55H190L191 54ZM232 52V51H231ZM262 52V51H261ZM4 53V52H3ZM108 53V54H107ZM145 53H146V51H145ZM162 53H163V55H162ZM101 54V53H100ZM148 54H149V52H148ZM152 54V55H151ZM154 54V55H153ZM6 55V54H5ZM4 56V55H3ZM7 56H8V54H7ZM1 58H4V57H2L1 56V53H0V64L1 63H3L2 61H4V60H2L1 61ZM9 58V57H8ZM172 58V57H171ZM179 58V59H178ZM148 59H149V57H148ZM153 59V60H152ZM173 59V58H172ZM152 60V61H151ZM166 62H164V61ZM167 60H168V62H167ZM5 61H7L6 60V58H5ZM9 62V61H8ZM230 62V61H229ZM47 63H49V62H47ZM50 63H52V62H50ZM117 63L118 64H120V65H118L119 67L118 68H116L117 67ZM122 63H123V65H122ZM154 63V64H153ZM180 63V64H179ZM104 64H107V66L109 65H111L112 64V66H113V64H114V68H116V69H119V68H121L125 73H123V71H120L121 73H123V74H116L114 77H110L109 75H107L106 76V79H107V77L109 76V78L107 79V80H109L108 81V83H107V81H105L106 79H104L103 78V75L105 74V72L107 71H104V74L103 75H101V73H100V70L102 69V68H109V66L107 67V66H105ZM148 64H150V65H148ZM153 64V65H152ZM178 64V65H177ZM3 65H4V63H3ZM47 65H49V64H47ZM102 65H104V67L102 66ZM112 66H110V67H112ZM121 66V67H120ZM125 66V67H124ZM127 66V67H126ZM176 66H177V69H176ZM53 67V68H52ZM82 67V66H81ZM124 67V68H123ZM169 67V68H168ZM188 67V68H187ZM202 69H201V68ZM47 68H49V67H47ZM83 68V67H82ZM105 68V69H106ZM113 68V69H114ZM126 68V69H125ZM192 68V70H194ZM224 68V69H225ZM235 68H237V67H235ZM104 69V70H105ZM113 69H110V71L111 70H113ZM116 69H114L115 70V72H118V71H116ZM158 69V70H159ZM174 69H175V71H176V73L175 74H172V72L174 73L175 71H174ZM180 69V68H179ZM182 69V70H183ZM240 69V68H239ZM46 70V69H45ZM54 70L58 73V75H56L57 73H55V74H53L54 73ZM64 70V71H63ZM113 70V71H114ZM160 70V71H161ZM202 70V71H201ZM242 70V69H241ZM87 71V72H88ZM102 71H103V69H102ZM109 71V70H108ZM107 71V72H108ZM243 71H245V73H243L242 74V76L243 75H245V76H247V77H243V79L244 78H246V80H247V82H246V86L245 87H247V89L250 91V93L252 94V93H254L253 92V87L255 86L254 85V79H253V77H252V73L251 72H249V73H251V75L249 76V74L248 75H246L247 73H248V70H243ZM242 71V72H243ZM81 72V73H82ZM86 72V73H87ZM99 72V73H98ZM106 72V73H107ZM112 72V71H111ZM131 72V71H130ZM155 72V71H154ZM159 72V71H158ZM240 72V71H239ZM238 72V73H239ZM264 72V71H263ZM61 73V74H60ZM94 73H97L98 75L100 74L101 76H98L97 74V76L94 74ZM114 73V72H113ZM126 73H127V75H126ZM133 73V72H132ZM151 73H152V71L148 74V75H150L151 77H153V75H151ZM164 73V72H163ZM215 73V74H214ZM111 74V73H110ZM157 74V71H156V73H155V75ZM162 74V72H160V74H159V77L158 78H161L160 77V75ZM203 74H204V72H203ZM214 74V75H213ZM53 75H56V79L55 78H53L52 76ZM61 77H60V76ZM79 77H78V76ZM86 75V76H85ZM87 75H89V76H87ZM92 75V76H91ZM98 78L99 77V79H97V80H100V82L98 81V82H96L97 80L95 79L96 77ZM119 75V76H118ZM132 75V74H131ZM158 75V74H157ZM156 75V76H157ZM166 73H165V77H166ZM198 75V74H197ZM212 75V76H211ZM57 76H59V78L61 79V80H63V81H61V80H59V78H57ZM73 76V78H71ZM74 76H76V77H74ZM105 76V75H104ZM168 76V75H167ZM200 75H198V77H199ZM214 76H216V77H218V78H216L217 79V81H214V79L213 78H211V77H214ZM255 76V75H254ZM13 77V76H12ZM43 77V78H42ZM63 77V78H62ZM94 78V81H92V82H90V79L91 78ZM117 77V78H116ZM151 77H150V80H151ZM240 77V76H239ZM260 77V76H259ZM20 78H22L21 76H20ZM40 78V79H39ZM44 78H46L45 80H44ZM75 78V79H74ZM92 78V79H93ZM101 78H103L104 79V82H106L104 85V87H105V89L104 88H102L103 87V83L104 82H102L101 83ZM115 78V79H114ZM149 78V77H148ZM167 78V77H166ZM237 78V77H236ZM261 78H263L264 79V75H263V77L261 76ZM43 81H42V80ZM50 79H53L52 81L50 80ZM74 79V80H73ZM87 79V80H86ZM91 79V80H92ZM126 79V78H125ZM199 79V78H198ZM219 79V80H218ZM240 79H241V77H240ZM240 79H238V80H240ZM38 80H39V82H38ZM41 80V81H40ZM54 80H56L55 81V83L53 82ZM113 80V81H112ZM245 79H244V81H246ZM6 81H9V79L7 78V76H2L1 77V75H0V101H2V102H5V100H6V94H7V92L5 93V89H6V86L7 85H9L8 83L6 84ZM13 81V80H12ZM21 81H23V80H21ZM88 81V82H87ZM137 81V80H136ZM58 82H61V83H59L58 84ZM111 82V83H110ZM175 82V81H174ZM35 83H32V84H35ZM151 83L152 84H149V85H151L153 88H154V86H153V82L151 81ZM255 83H257V82H255ZM12 84H14V83H12ZM176 84V82L173 84V83H170L168 86L170 87V85H172L171 87H172V89L171 90H175V91H179V90H177V89H173V87L174 86H177V84ZM204 84V85H203ZM16 85V84H15ZM242 85V84H241ZM34 86V87H35ZM43 85H41L40 87H42ZM46 86V85H45ZM44 86V88H46L47 89V87H45ZM48 86V87H49ZM64 86V87H63ZM151 86H150V89H151ZM158 86V90H160L159 88H162V87H159V85H157ZM257 86V85H256ZM76 89H75V88ZM243 87V86H242ZM241 87V88H242ZM10 88V87H9ZM8 88V89H9ZM73 88H74V90H73ZM87 88H90V90H87ZM98 88V89H100V90H97V91H95L96 89ZM152 88V89H153ZM264 88V87H263ZM7 89V90H8ZM103 89H104V91H105V93H106V91H108L106 94L105 93H103L104 91H103ZM108 89V90H107ZM168 89V88H167ZM244 89V88H243ZM154 90V92H155V90L156 89H153ZM170 90V93H174V91H171ZM182 90V89H181ZM242 90V89H241ZM263 90V89H262ZM207 91V92H206ZM215 92V94H214V92ZM150 92H151V90H150ZM159 92V91H158ZM167 92H169V90H167ZM202 92V91H201ZM244 92V91H243ZM153 93V92H152ZM188 93V94H187ZM200 93V92H199ZM204 93V94H205ZM255 93H257V92H255ZM105 94V95H104ZM169 94V93H168ZM203 94V93H202ZM230 94V95H229ZM239 94H240V91H239ZM9 95V94H8ZM259 95V94H258ZM264 95V94H263ZM83 96V95H82ZM85 96V97H86ZM138 96V95H137ZM169 96H171V97H169ZM206 96H208V94L206 95ZM210 96V95H209ZM210 96V97H211ZM251 96V95H250ZM257 96V95H256ZM84 97V96H83ZM140 97H144V98H141V99H138V98H140ZM163 97V98H164ZM210 97H208V98H210ZM260 96H258L257 98H259ZM76 98H78V97H76ZM188 98V99H187ZM205 98V97H204ZM214 98H213V100H214ZM253 98H254V96H253ZM262 98H263V96H262ZM25 100V99H24ZM93 100V101H92ZM211 100V99H210ZM26 101V100H25ZM77 101V102H76ZM82 101V102H83ZM90 101H92V102H95V103H97V107H96V104L94 103L93 105L96 107H94V108H92L91 106L90 107H87V106H89L88 104H86V103H89ZM256 101H258L259 103H261L260 102V100L258 99V100H256ZM23 102V101H22ZM78 103V104H77ZM1 104V103H0ZM188 104V105H187ZM261 105V104H260ZM190 106V105H189ZM6 107V106H5ZM8 107V106H7ZM91 108V109H90ZM136 109V110H139V114H141V116L139 115L138 116V119L139 118H141L142 117V115L143 114H145V115H148V114H150V113H148L147 111L149 110H152V111H150V112H154L153 113V115H154V117H152L153 115H151L150 117H151V119L150 118H148V124H147V129H144L143 130V127L141 128V129H139V127H137V126H134L133 127V125H138L137 123H135V122H133V119L132 120H130V121H127L126 119V123H130L131 124V127H133L134 129H132L133 131H131L130 130V132H128L127 130H125V131H127L128 133H131L132 132V136L133 137H135V138H137V134H138V132L140 133L139 135H141V132H142V136H140V137H143L144 136V139H145V137L147 136V140H145V141H147L148 142V140L149 141H151L150 142V144H154V143H156V146H154L153 148L155 149L154 150V152H153V150H152V152L150 151V149H148L147 148V146H146V148H147V150H149V156H151V157H153V159L157 162H150V163H152V164H154L153 166H151V167H149V168H151V169H149L147 166H146V164L144 163V162H148V160L147 159H144V160H146V161H144L143 160V162H141V164L142 163H144L143 164V166L144 167H142V165H140L139 166V164H137L138 166H137V169L135 168V169H132L133 168V165L131 164L132 163V161H129V159H132L134 156H132L134 153L132 152V151H130L129 149V151L126 149V147H129V145L130 146H132L133 144V138L130 136V141H132V143L131 142H127L129 145H125V144H123V148H124V145L126 146L125 147V149H126V152H123L124 150L122 149V147L120 148V146H122V144L120 145V144H118L117 145V139H116V141H115V137H116V135H117V133L118 134H120V132L121 131H123V129H122V127L124 126V125H122L121 126V128H118V126H116L117 127V129H119L118 130V132L116 131L117 129L115 128V129H113L114 128V126H113V122H115V121H111V119H107V118H110V117H113L114 118V120H118L115 116H117L118 117V114H119V116H120V114H121V116L122 115H125V116H122V117H124V118H126V115H127V117H128V110L129 109ZM95 109V110H94ZM248 108H246V111H248L247 110ZM7 110V109H6ZM86 110H87V112H86ZM90 110V111H89ZM147 110V111H146ZM242 110V109H241ZM250 110V109H249ZM13 111V110H12ZM15 111V110H14ZM79 111H76V114H75V112H74V114L75 115H77V117L79 116L80 117V115H78V114H80L79 113ZM83 111H85V112H83ZM97 111V112H96ZM144 111V112H143ZM244 111V113H245V110H242V112ZM8 112H11V110H9ZM77 112H78V114H77ZM96 112V113H95ZM145 112H147V114L145 113ZM219 112V111H218ZM96 114V116L97 117H99V115H100V117L97 119V117L95 116V114ZM97 113H99V115H97ZM237 113V112H236ZM243 113V114H244ZM247 113V112H246ZM246 113H245V115H243L244 117L246 116ZM251 113V112H250ZM16 114V111H15V113L13 114V112H12V115L11 116H16L15 115ZM21 115L22 114H25L24 112L23 113H20ZM40 114H43V113H39V116H40ZM235 114V113H234ZM241 114V113H240ZM262 114V113H261ZM46 115H48V114H46ZM144 115V117H142L141 119H142V121H143V118H145V122L147 121V117ZM217 115V114H216ZM248 115V114H247ZM22 116H24V115H22ZM26 116V115H25ZM45 116V115H44ZM43 116V117H44ZM235 116H237V115H235ZM248 116H251V115H248ZM247 116V117H248ZM253 116V115H252ZM263 115H261V117H262ZM19 117H20V115H19ZM42 117V115L39 117V118H41ZM57 117H58V119L60 120V114H59V116L57 115ZM63 117V116H62ZM78 117V118H79ZM96 117V118H95ZM149 117V116H148ZM229 117V116H228ZM238 117V116H237ZM243 117V118H244ZM246 117V118H247ZM21 118V117H20ZM83 118H85V115H83ZM102 118V119H101ZM116 118V119H115ZM234 118V117H233ZM249 118V117H248ZM247 118V119H248ZM251 118V117H250ZM12 119V118H11ZM64 119V118H63ZM104 119V120H103ZM120 119V118H119ZM157 119V120H156ZM160 119H161V122H163L164 120H167V121H169V119H170V121H172V122H170V123H172L173 124V122H176L177 121V124H176V127H178L179 129H178V131H176L175 133H173L174 134V136H171V139L173 138V143L175 142V144H177L178 145V147H177V145H175V147H174V145H172V147H174L173 149V151L171 150V155H170V153L169 152H164V151H168V148L170 149V145H167L166 143H167V141L166 142H164L165 140H162L161 142L159 141V142H154V140H156L155 139V136H154V132H152L153 130H151L152 128H150L149 127V125H150V121H151V123L152 122H154V121H157V122H159L160 121ZM223 119V118H222ZM226 119V118H225ZM235 120L237 119L236 117L234 118ZM234 119H232V120H234ZM240 119H242V118H240ZM255 119V118H254ZM13 120V119H12ZM42 120V119H41ZM79 120H80V123L82 124V118H79ZM93 120H94V123H93ZM101 120H102V122H101ZM106 120H107V122H106ZM140 120V119H139ZM138 120V121H139ZM159 120V121H158ZM163 120V121H162ZM176 120V121H175ZM187 120V119H186ZM229 121H230V126H231V123H234V122H231V119H228ZM244 120V119H243ZM249 120V119H248ZM259 120L260 121H262V118L260 119V117H259ZM258 120V121H259ZM8 121H10V122H8ZM109 121H111L112 123H110V124H112V128H111V126H110V124L108 125V123H109ZM178 121H180V122H178ZM189 121V120H188ZM238 121V120H237ZM240 121V120H239ZM238 121V122H239ZM247 121V120H246ZM249 121H252L251 119L249 120ZM259 121V122H260ZM228 122V121H227ZM248 122V121H247ZM246 122V123H247ZM258 122V124H257V126L255 125V123H254V125H253V127L255 126V128L256 129H258V126H259V124H261V122L259 123ZM263 122L264 121H262V124H263ZM66 123V122H65ZM103 125H107L108 127L110 126V128H106V129H104V128H102V124ZM104 123H106V124H104ZM134 123V124H133ZM144 123V122H143ZM229 123V122H228ZM236 123V122H235ZM43 125H45L44 127H45V129L47 130V127L51 124V123H49V125H46V124H44V122L42 123ZM115 124V123H114ZM130 124H128V127H130ZM146 123H144V125H145ZM242 124H245V123H243V121H242ZM253 124V123H252ZM10 125V126H9ZM24 125V126H23ZM174 125V124H173ZM236 124H234V126H235ZM246 125V124H245ZM250 125H251V123H250ZM250 125L248 126V127H250ZM264 125V124H263ZM12 126V127H11ZM14 126V127H13ZM51 126V125H50ZM64 126V125H63ZM120 126V125H119ZM238 126H239V124H238ZM237 125L235 126V128H237L238 127ZM241 126V125H240ZM19 127H21V128H19ZM53 125L51 126V127H48V131L50 132V133H52V132H55V133H57L58 131H57V129H55V127H54V129H53ZM103 127H105V126H103ZM131 127L129 128V129H131ZM182 127V126H181ZM233 127V125L230 127V129ZM247 127V126H246ZM245 126H244V128H246ZM248 127H247V129H248ZM263 127V126H262ZM26 128V129H25ZM27 128H29V129H27ZM52 128V129H51ZM136 128H138L137 130H135ZM242 128H243V126H242ZM243 128V129H244ZM250 128H252V126L250 127ZM13 129L15 130H18V131H16L15 133L13 132ZM25 129V130H24ZM82 129V130H81ZM102 129V130H101ZM120 129H122V130H120ZM151 131H150V130ZM183 129V128H182ZM181 129V130H182ZM238 129V128H237ZM237 129H235V130H237ZM239 129L240 130H238V131H235L234 130V128H232V130L234 131V132H239V131H241V128L239 127ZM253 129V128H252ZM251 129V130H252ZM260 129V128H259ZM22 130V131H21ZM27 130V131H26ZM53 130V131H52ZM79 130V131H78ZM93 130V131H92ZM109 130H111V131H109ZM139 130V131H138ZM141 130H143V131H141ZM254 131H256L255 129H253ZM263 130V129H262ZM120 131V132H119ZM193 131V130H192ZM207 131V130H206ZM233 131H231V134H230V136H228V137H231L232 136V133H234ZM250 131V130H249ZM248 131V132H249ZM19 132V133H18ZM111 132V133H110ZM143 132H145V133H143ZM205 132V131H204ZM213 132V131H212ZM228 132H230V130L228 131ZM92 133V134H91ZM96 133V134H97ZM102 133H103V135H102ZM123 133V132H122ZM187 133H189V135H185V137L186 136H189V140H191L192 138H193V135H195V136H197V134L195 133V134H192L190 131H189V129H188V131H187ZM208 134H209V132H207ZM227 133V132H226ZM252 133V131L251 132H249V134H251ZM257 133V132H256ZM259 134H260V132H258ZM36 134V133H35ZM34 134V135H35ZM53 134V133H52ZM80 134H81V137L83 138V137H86V141L85 142H79V145L77 144V142L79 141L78 139H80L81 137H79L80 136ZM116 134V135H115ZM144 134V135H143ZM179 134V136H180V133H178ZM178 134H177V137H178ZM185 134V133H184ZM192 136H191V135ZM213 134V133H212ZM261 134H262V132H261ZM24 135V134H23ZM22 135V136H23ZM65 135L66 136H68L67 137V141L68 142H71V141H73V143L71 142V144H77V145H74L73 147H71V146H66L65 144H63L64 143V139H65ZM115 137H114V136ZM130 135V134H129ZM152 135H153V138H154V140L152 141V140H150V139H148V138H150V137H152ZM181 135H183V134H181ZM216 135V134H215ZM214 135V136H215ZM233 135H235V134H233ZM248 135V134H247ZM263 135V134H262ZM102 136H104V137H102ZM118 136V135H117ZM192 138H191V137ZM213 136V139L215 138V137H218V136H215L214 137ZM239 136V138L241 137L242 138V135L240 136V135H238ZM238 136H237V138H238ZM245 136V135H244ZM253 136V135H252ZM259 136V135H258ZM257 136V137H258ZM264 136V135H263ZM74 137V138H73ZM109 137H112V139L111 138H109ZM168 137H170V135L168 136ZM248 137V136H247ZM251 137V136H250ZM249 137V138H250ZM33 138V137H32ZM35 138H37V137H35ZM62 138H64V139H62ZM69 138H72V139H69ZM129 138V137H128ZM181 138H182V140L184 141V145H185V143L187 142V141H185L184 139H183V137L181 136ZM181 138L179 137V139L181 140ZM196 139H197V137H195ZM195 138H193V140L195 141ZM233 138V137H232ZM252 138H254V137H252ZM261 138V137H260ZM264 138V137H263ZM24 139V140H23ZM87 139H88V141H87ZM97 139H99V142L101 143V145H100V143L99 142H97L98 140ZM106 139H108V141L111 143H109L108 141V143H107V145L106 144H103L102 145V143H106L105 141H106ZM113 139H114V141L116 142H114L113 143ZM166 139H167V137H166ZM228 139V138H227ZM234 139L236 140V138H235V136H234ZM242 139H244V138H242ZM31 140H33V142H31L32 143V145H34L35 146V148H36V150H33V149H35V148H32V147H34V146H31V143L29 142V141H31ZM38 140V139H37ZM57 140H59V137H58V139ZM56 140V141H57ZM97 140V141H96ZM178 140V139H177ZM181 140V141H182ZM188 140V141H189ZM193 140H191V141H193ZM204 140V139H203ZM219 140V139H218ZM217 140V141H218ZM261 140H263L262 138H261ZM34 141H35V143H34ZM40 141V140H39ZM75 141H77V142H75ZM93 141V143H91ZM134 141H136L135 139H134ZM191 141L188 143L187 142V146H190V144H191ZM201 141V140H200ZM206 141V140H205ZM207 141H209V140H207ZM228 141H233V140H228ZM228 141L226 140V142L228 143ZM251 141V140H250ZM258 140H256V142H257ZM89 142H90V144H89ZM98 143L99 145H100V147H98L99 145L98 144H96L95 145V147L92 145V144H94V143ZM152 142H154V143H152ZM168 142H170V140L168 139ZM196 142V141H195ZM202 142V141H201ZM210 142V141H209ZM225 142V143H226ZM255 142V141H254ZM255 142V143H256ZM34 143V144H33ZM37 143V144H36ZM126 143V144H127ZM149 143V142H148ZM203 143L205 144V142L203 141ZM225 143H223V144H225ZM252 143V142H251ZM250 143V144H251ZM260 143V142H259ZM258 143V144H259ZM264 142H262L261 144H263ZM47 144V143H46ZM87 144V145H86ZM115 144V145H114ZM149 144V145H150ZM158 144H160V147L159 146H157ZM162 144H163V146H164V148L163 147H161L162 146ZM189 144V145H188ZM207 144V143H206ZM205 144V147L206 148H208L207 150L204 148V145H203V148L207 151L206 152V156H205V158L204 159H202L200 162H202V163H204V164H206V166L207 165H209V166H213V170L215 171V167H217L218 166V164H219V166H221L220 164H222V165H224V168H225V165H228L229 166V161L232 159H228L227 160V158L229 157V155H231L230 157H232L234 154H235V151L234 150H236V147H233L234 148V150H233V148L231 149V152H234V153H231L230 152V150H229V148L227 149V148H223V144H221L222 146L221 147H219V148H222V149H224V150H227V152L226 151H222V149H221V151L222 152H220V151H218V149H215L214 147H213V149H210L211 147V145H208L209 147H207V145ZM231 145H232V143H230ZM241 144V142H239V143H237V145H240ZM243 144V143H242ZM240 145V146H244V145ZM250 144H247V145H250ZM254 144V143H253ZM261 144H259L260 146H261ZM38 145V146H37ZM90 145V147H88ZM93 147H92V146ZM134 145H135V143H134ZM148 145V144H147ZM167 145V146H166ZM201 145V144H200ZM236 145V146H237ZM252 145V144H251ZM37 146V147H36ZM77 146V147H76ZM82 146V147H81ZM151 146V145H150ZM170 146V147H169ZM186 146V145H185ZM195 146V145H194ZM214 146V145H213ZM217 146V145H216ZM230 145L228 144L227 145V147H229ZM246 146V145H245ZM256 146H258V145H255V147ZM41 147L39 148V149H41ZM64 147H67V150L65 149V151L66 152H64L63 151V149L62 148H64ZM81 147V148H80ZM171 147V148H172ZM184 147V146H183ZM182 147V148H183ZM232 146H230V148H231ZM262 147V146H261ZM261 147H259V149L261 148ZM3 148V149H2ZM43 148V147H42ZM134 148V147H133ZM146 148H144L145 150H146ZM151 148H152V146H151ZM152 148V149H153ZM185 148V147H184ZM189 148H191V149H187L186 148V151H187V153H190L191 154V151H193V152H195V150H193V148L192 147H189ZM196 148V147H195ZM217 148V147H216ZM243 148V147H242ZM248 148H249V146H248ZM4 149H6L5 151H4ZM30 149H32L31 150V152L32 151H34V152H32L33 154L35 153V151L37 152V153H39L38 154V156L37 157H39V158H36V157H34L33 158V154L32 153H30L29 151H30ZM62 149V150H61ZM167 149V150H166ZM204 149H202V150H204ZM251 149H252V147H251ZM250 149V150H251ZM263 150H264V145H263V148H262ZM259 150V151H261V156L263 157V150ZM229 150V151H228ZM245 150H246V148H245ZM253 150V149H252ZM256 150V149H255ZM41 151V150H40ZM127 151L128 152H131V153H128L127 155H129V154H132V155H129V156H125L124 154L125 153H127ZM258 151V150H257ZM70 152V153H69ZM77 152V151H76ZM177 152H179L178 151V149H177ZM176 151H175V153H177ZM205 152V151H204ZM225 152H226V155H225ZM37 153H35L34 155L36 156V154ZM61 153V154H60ZM74 153V152H73ZM82 155H81V154ZM145 153H146V151H143V154H141V155H145ZM151 153H152V155H151ZM201 153V152H200ZM223 153V154H222ZM227 153H229V155L227 154ZM231 153V154H230ZM239 153H241L240 151L238 152V154ZM252 152H250V154H248V156H250V157H248L247 156V158L248 159H250L251 158V154ZM254 153V152H253ZM11 154V155H10ZM57 154V153H56ZM136 154H138V153H136ZM140 154V153H139ZM174 154V153H173ZM178 154V153H177ZM190 154H188V155H190ZM194 154H198L197 156H198V160H199V152H197V153H194ZM193 154V155H194ZM203 154V153H202ZM238 154H237V157H239L238 156ZM255 154H256V152H255ZM9 155H10V157H9ZM62 155V156H61ZM64 155V156H63ZM69 155H74L73 157H70ZM79 155H78V157H79ZM135 155V154H134ZM147 155H148V153H147ZM259 156H260V152H259V154H258ZM258 155H256V157L258 156ZM69 156V157H68ZM185 156V155H184ZM183 155L181 156V157H184ZM192 156V155H191ZM195 156V155H194ZM194 156H193V158H189L188 156H187V160H186V158H184V160H185V162L184 163H182L183 165H187L188 163H186V161L187 162H189L188 161V158L190 159V160H192V159H195L194 158ZM223 156V157H222ZM254 156V155H253ZM30 157H32V158H30ZM196 157V156H195ZM227 157V158H226ZM229 157V158H230ZM234 158V163H235V166H234V163H233V159L230 161V165H231V167H232V165L235 167V168H238V169H240V170H238V172H239V174L241 173L242 174V176H243V174L246 176V179H245V177L243 176H241L240 177V179H242V180H240L241 182H246V183H244V185L243 186H245V188H247V186L248 187H251V184H254L255 185V187H253L252 186V188H254V190H253V192L254 193H256L255 195L257 196V198L259 199V203L258 204H260V207H261V209L259 208V210H261V213L260 212H258L257 210V212H255L256 214L257 213H260L261 214V220L262 221H260V217H258L259 216V214H257L258 216V218H259V221L260 222H262V223H257V225H261L262 227H264V164H262V159H260L261 157H257V159H256V157H253V161H252V158H251V161H247L248 159H243L242 157H239L238 159H241V161L240 160H237V158H236V156H233ZM246 157V156H245ZM8 158V159H7ZM30 158V160L31 159H34V160H36V159H38L36 162L33 160H28ZM81 158V157H80ZM140 158H141V156H140ZM235 158H236V160H235ZM81 159V160H82ZM124 159L125 160H128L129 162H130V164L131 165H128L129 164V162H128V164H127V161H124ZM136 159H139L138 157H136ZM160 159L162 160V161H160ZM168 159H169V163L171 164V165H169V167H168ZM171 159V160H170ZM181 159V158H180ZM225 159L227 160V163L225 164ZM244 161H247V162H244ZM254 159H256L255 161H254ZM264 159V158H263ZM74 160V159H73ZM77 160V159H76ZM157 160H159L160 162H161V164H159L160 162L159 161H157ZM175 160V159H174ZM224 162H223V161ZM261 160V161H260ZM27 161H30L31 162V164H30V162H27ZM69 161V162H70ZM75 161V160H74ZM171 161H172V163H171ZM16 163H18L17 165H18V168H17V165H16V168L18 169L17 171H20V168H19V163H21V165H22V163L24 162V163H26L25 164V168L26 169H29L28 171L29 172H31L32 170V172L31 173H33L32 175H31V173H29L27 170V172H24L25 170H23V169H25V168H22L23 166H24V163H23V165L21 166V173H22V171L24 172V173H29L30 175L28 176H25V179L24 178H22V176H23V174L22 175H20V173H18L16 170V173L17 174H19L18 176H17V174H15V176L12 174V173H9L8 171H10L11 169L13 170L14 168L13 167H15V164ZM33 162H34V164H33ZM70 162V164L72 165V163H74V162H72L71 163ZM164 162V163H163ZM200 162H199V164H200ZM252 162H254V164L255 163H257L256 165H258V167H257V169H256V165H255V167L253 168V169H251L252 168V166L251 165H253V163ZM27 163H28V165H27ZM38 163V162H37ZM156 163V164H155ZM180 163V164H181ZM195 163H197V162H195ZM231 163H233V164H231ZM248 164V166H247V164ZM263 163H264V161H263ZM32 164H33V166H32ZM69 163H68V166L70 165ZM80 165H81V163H79ZM99 164H100V166H99ZM190 164V163H189ZM188 164V165H189ZM246 164V165H245ZM249 164H251V165H249ZM29 166V167H27V166ZM99 166V168L97 167V166ZM201 165V164H200ZM31 166V167H30ZM72 166H75V165H72ZM130 166V167H129ZM163 166H165V167H167V169H166V172H167V170H168V172H169V174L168 175H171V176H167L166 175V173H165V175L167 176V177H170L171 179L169 180V181H167L168 179H167V177L166 176H164V178L165 179H167L165 182H164V180H161V176H162V174L163 173H158V169H159V167H160V170H162L161 168ZM198 166V165H197ZM251 166V167H250ZM34 167V168H33ZM77 167V166H76ZM79 167V166H78ZM77 167V171L75 170V167L73 168L76 172H78L79 171V173L81 174V173H83L82 172V170L80 171L79 170V168ZM81 167V166H80ZM88 169H87V168ZM153 167V168H152ZM155 167H158L157 169L155 168ZM203 167V166H202ZM230 167V166H229ZM15 168V169H16ZM72 168V167H71ZM86 168V169H85ZM129 168H131V169H129ZM195 168V167H194ZM196 168H198V167H196ZM199 168H201L200 166H199ZM212 169V167H209V169ZM0 169V170H1ZM32 169V170H31ZM36 171H35V170ZM70 169V168H69ZM72 169V170H73ZM139 169V170H138ZM180 169H182V168H180ZM179 169V170H180ZM228 169V168H227ZM233 169V168H232ZM254 169H256V170H258V172L256 171V172H254L255 170ZM74 170L71 172V169H70V172L72 173V174H67V176H69V177H67V179L66 178H61L62 179V182H60L59 181V183L58 184H63V185H65L66 187H62V184L61 185H59V187L61 188V190H64V188H67L68 186H71V187H69V189H73L74 190V187H73V185L72 184H75L76 186H77V190H78V188H80V186H81V188L80 189H84L83 188V186L81 185V184H78L79 183V179H81V175L79 174L78 176H77V174H75V173H73L74 172ZM87 170V171H86ZM159 170V171H160ZM176 170V171H175ZM254 170V171H253ZM35 171V172H34ZM214 171L212 172V173H214ZM218 171L219 170H217V174H218ZM226 171V170H225ZM233 171V170H232ZM231 171V172H232ZM38 172V173H37ZM176 172V173H175ZM188 172V171H187ZM197 172V171H196ZM203 172V171H202ZM229 172V171H228ZM41 173V172H40ZM90 175H89V174ZM159 175H158V174ZM212 173H209V174H212ZM226 173L227 172H224V176L222 177L223 179H225L224 177L225 176H227L226 175ZM57 174H58V172H57ZM157 174V175H156ZM182 174V175H181ZM193 174H195V173H193ZM208 174V175H209ZM223 174V173H222ZM229 174H230V172H229ZM240 174V175H241ZM26 175V174H25ZM71 175V176H70ZM72 175H74V176H72ZM89 175V176H88ZM188 176H189V174H187ZM221 175V174H220ZM239 175V176H240ZM11 176H13V177H16L17 179H16V181H14V179L15 178H11ZM33 176V177H32ZM60 176V175H59ZM85 176V175H84ZM196 176H197V174H196ZM213 176V175H212ZM212 176H208V177H212ZM20 177H21V180H20ZM61 177V176H60ZM75 177V179H73ZM77 177V178H76ZM192 177H193V175H192ZM195 177V176H194ZM204 177V176H203ZM214 177H215V175H214ZM213 177V178H214ZM233 177H237V176H233ZM7 178V179H6ZM9 178V179H8ZM29 178H31V179H33V183L31 182V181H28V179ZM79 178V179H78ZM177 178V179H178ZM221 178V177H220ZM219 178V179H220ZM221 178V179H222ZM245 180H244V179ZM2 179V180H1ZM4 179V180H3ZM18 179H19V182H17L18 181ZM90 179H88V180H90ZM194 179H196V178H194ZM208 179V178H207ZM217 179H218V177H217ZM238 179V178H237ZM236 179V180H237ZM14 182H13V181ZM57 180H59V178L57 179ZM64 180H66L65 182H64ZM75 180H76V182H75ZM82 181H83V178L81 179ZM174 180H175V178H174ZM186 180V179H185ZM193 180V179H192ZM197 180V179H196ZM203 180V179H202ZM201 180V181H202ZM206 180V179H205ZM233 180V179H232ZM28 181V182H27ZM38 181V182H37ZM69 182V184H67L66 182ZM175 181H177V180H175ZM175 181H172V184H176V182ZM208 181V180H207ZM211 181V180H210ZM219 181H221V180H219ZM223 181V183H224V181L225 180H222ZM221 181V182H222ZM229 181V180H228ZM234 181V180H233ZM250 181V182H249ZM22 182L24 183V182H27V184L26 183H24V184H26V186L23 184V186H25V187H23L22 186ZM70 182H73V183H70ZM78 182V183H77ZM86 182L88 183L89 181H87L86 180ZM127 183V184H130L131 182H134V184H137V186L139 185V187L140 188H138L136 185H133V183H131V185H125L124 183ZM173 182H175V183H173ZM191 182V181H190ZM213 182V181H212ZM211 182V183H212ZM218 182V181H217ZM217 182H215L216 184H217ZM226 182V181H225ZM230 183H231V185H232V183L234 184V183H237V182H231V180L229 181ZM228 182V184H230ZM16 183V184H15ZM20 183V184H19ZM29 183H30V185H29ZM35 183H36V185H35ZM44 183V184H43ZM77 183V184H76ZM84 183V182H83ZM82 183V184H83ZM122 183V184H121ZM177 183H179V182H177ZM179 183V186H177L176 188H181L183 185L182 184H180ZM183 184L185 183L184 182V180H183V182H182ZM206 183V182H205ZM210 183V184H211ZM219 183V182H218ZM222 183V184H223ZM249 183V184H248ZM251 183V184H250ZM9 184V183H8ZM35 185V189L33 188L34 187V185ZM38 184V185H37ZM42 184H43V186H42ZM120 184H121V186L123 185V186H125L124 187V189H122L121 187H119L120 186ZM168 184V185H169ZM171 184V185H172ZM196 184V183H195ZM204 184V183H203ZM209 184V185H210ZM242 183H240V185H241ZM247 186H246V185ZM52 185V186H51ZM84 185V184H83ZM156 185H158L159 186V188H160V192L162 191L163 193L164 192H167V194H168V196H166L167 194H165V195H163V194H160V192L159 193H157V191H156V189H155V187H156ZM186 185V184H185ZM188 185V184H187ZM197 185V184H196ZM208 185V184H207ZM227 185V184H226ZM237 185V184H236ZM239 185V184H238ZM240 185H239V187H240ZM250 185V186H249ZM0 186H2V182L0 183ZM5 186V185H4ZM33 188H31V187ZM40 186V187H39ZM48 186V187H47ZM85 186V185H84ZM129 186V187H128ZM130 186H132V187H130ZM136 186V190H137V188H138V191L140 190V192L144 195V198H143V200H140V199H142V194H141V197L140 198H136V197H138V195L137 194H140V192L138 193H136V192H134L133 190H135V189H133V187H135ZM167 186V187H166ZM235 186V185H234ZM242 186V185H241ZM6 187V186H5ZM28 187V188H27ZM171 187V186H170ZM31 188V189H30ZM51 188V189H50ZM129 188V189H128ZM130 188H132V191H131V193H132V195H133V193H135L136 194V196H135V194L133 195L134 196V198H135V200H137V201H135L134 200V198H133V196L131 197V193H129V192H127V189H128V191H130L131 189ZM237 188V187H236ZM26 189V190H25ZM27 189H30V195H29V192H26L27 191ZM171 189H173V187L171 188ZM175 189V188H174ZM238 189V188H237ZM22 190L24 191L25 190V196L26 197H24L23 198V195H24V192H22ZM73 190H71V191H73ZM76 190V189H75ZM76 190V191H77ZM135 190V191H136ZM167 190V191H166ZM238 190H240V189H238ZM244 190V189H243ZM250 190V189H249ZM60 191V190H59ZM68 191H70V190H65V192H68ZM76 191H74V192H72V194H75L76 193ZM81 191V190H80ZM143 191V192H142ZM176 191H178V190H176ZM252 191V190H251ZM64 192V191H63ZM169 192V193H168ZM174 192V191H173ZM241 192V191H240ZM246 192V191H245ZM249 192L250 191H248V194H249ZM252 192V193H253ZM32 193V194H31ZM52 193V192H51ZM58 193V192H57ZM69 193V192H68ZM175 193V192H174ZM173 193V194H174ZM242 194H243V192H241ZM28 194V195H27ZM36 194V193H35ZM173 194H172V196H173ZM50 195V194H49ZM52 195V194H51ZM50 195V196H51ZM54 197L52 196V198H57L56 196H58L59 194H55V192H54ZM71 195V192L69 193V196ZM84 195L86 196L85 198H84ZM175 195V194H174ZM177 196H178V194H176ZM252 195V194H251ZM28 196V197H27ZM29 196L32 198V200L33 201H35V202H31L30 200H28V199H31V198H29ZM61 196V195H60ZM140 196V195H139ZM180 196H182V195H180L179 194V196H178V198H176V196H175V198H176V200H180L179 198H180ZM239 196V195H238ZM252 196H254V195H252ZM171 197V198H170ZM174 197V196H173ZM235 197V196H234ZM240 197V196H239ZM243 197V196H242ZM250 197V196H249ZM249 197H247V194H246V198H249ZM22 198H23V200H24V202L25 203H23V201L22 202H20V200H22ZM25 198H26V200H27V202L25 201ZM28 198V199H27ZM51 198V199H52ZM61 198V197H60ZM64 200L67 198H64V196L62 197ZM133 198V199H132ZM183 198V197H182ZM241 198V197H240ZM43 199V200H42ZM53 200V201H57V199L56 200ZM70 199V198H69ZM69 199H66L65 201L64 200H62V201H64V202H66V201H69ZM72 199V198H71ZM83 199H85V200H83ZM116 200V202L114 203V201ZM134 200V201H133ZM139 200V201H138ZM241 200V199H240ZM243 200H244V198H243ZM254 198H253V200L251 199V201H253L254 202ZM257 200V199H256ZM255 200V201H256ZM49 201V202H48ZM58 201H60V200H58ZM57 201V202H58ZM239 201V200H238ZM245 201V200H244ZM247 201H248V199H247ZM246 201V202H247ZM31 202V203H30ZM56 202V203H57ZM81 202V201H80ZM118 202H119V204H118ZM122 202V203H121ZM231 202V201H230ZM257 202V201H256ZM27 203V204H26ZM74 203H76V202H74ZM187 203V202H186ZM240 203V202H239ZM248 203L250 204V201H248ZM38 204V205H39ZM51 204V205H52ZM60 204H61V201H60ZM59 204V205H60ZM72 204H73V202H72ZM84 204V203H83ZM249 204H248V206H249ZM252 204V203H251ZM254 204V203H253ZM256 204V203H255ZM254 204V205H255ZM26 205V206H25ZM30 205V207L31 208H33V210L32 209H30V207H27V206H29ZM50 205V206H51ZM86 205V204H85ZM88 205V204H87ZM184 205H186V204H184ZM183 205V208H186V206H184ZM253 205V206H254ZM54 206V207H55ZM70 206H71V204H70ZM179 206H181V207H179ZM251 206V205H250ZM250 206H249V208L248 209H253V207L252 208H250ZM236 207V206H235ZM246 207H247V205H246ZM23 208H20V210L21 209H23ZM26 208H28L27 210H26ZM50 208V209H49ZM84 209H86L87 211H89L90 212V210L91 209H89L88 208V206H84L83 207ZM88 208V209H87ZM176 209V210H175ZM245 209V208H244ZM256 209V208H255ZM86 210H84L85 211V213H87L86 212ZM124 211L125 212V214L126 215H124V217H120V213H121V211ZM22 211V210H21ZM248 211V210H247ZM250 211V210H249ZM253 211H255V210H253ZM23 212V211H22ZM24 212V214H27V213H25ZM48 212H50V213H52L51 215H49L50 213H48ZM250 212H252V210L250 211ZM250 212H247L248 213V215L250 214ZM34 213V214H33ZM48 213V214H47ZM254 213V214H255ZM89 214V213H88ZM94 214V213H93ZM145 214H147V215H145ZM170 214V213H169ZM171 214V215H172ZM252 214V213H251ZM253 214V215H254ZM255 214V215H256ZM33 215V216H32ZM92 215V213L89 215V216H91ZM25 216V215H24ZM94 216V215H93ZM88 217V216H87ZM152 217H151V219H152ZM252 217V216H251ZM253 217H255V216H253ZM26 218H28V214L26 215ZM33 218V219H32ZM92 218V217H91ZM91 218H88V219H90V222H92V220H91ZM94 218V217H93ZM149 218L147 219V220H149ZM155 218L154 219H152V220H154V221H157V219L155 220ZM59 219V218H58ZM24 220V219H23ZM94 220H95V218H94ZM165 220H168L167 218L165 219ZM252 219H250V221H251ZM27 221V220H26ZM28 221H29V218H28ZM61 221V220H60ZM253 221H255V218H254V220ZM146 222V223H145ZM151 222L152 221H150V222H148V224L146 225V226H148L149 225V223H150V225H151ZM158 222V221H157ZM166 222V221H165ZM172 222V221H171ZM257 222V221H256ZM24 224L25 225V223L23 222V221H21V224ZM27 223V222H26ZM93 223V222H92ZM92 223H90V224H92ZM144 223V224H143ZM154 223H156V222H153L152 224H154ZM170 223V222H169ZM22 224V225H23ZM28 224V223H27ZM29 224L27 225L28 227H29ZM158 224V223H157ZM20 225V224H19ZM58 225H60V227L58 226ZM94 225H96V224H94ZM93 224H92V226H94ZM141 225V227H142V230H143V226ZM155 225V224H154ZM175 225V224H174ZM91 226V225H90ZM145 226V227H146ZM157 226V225H156ZM170 226H172L171 225V223H170ZM169 226V227H170ZM253 226H254V224H253ZM256 226V225H255ZM18 227V226H17ZM26 227V226H25ZM59 227V231L56 229V228H58ZM162 227V226H161ZM250 227V226H249ZM257 227V226H256ZM259 227V226H258ZM257 227V229H259ZM63 228V229H62ZM71 229H72V227H70ZM94 228H96L97 229V227L95 226ZM148 228V227H147ZM157 228H158V226H157ZM174 228V227H173ZM176 228H177V226H176ZM251 228V227H250ZM31 229V230H30ZM36 229H38V230H41V231H37ZM60 229H62V231L60 230ZM65 229H66V231L67 232H65ZM145 229L146 228H144V230H143V232L142 233H144V231H145ZM162 229V228H161ZM19 230H23V228H21V229H19ZM43 230V231H42ZM25 230H23V232H24ZM46 231V233L44 234V232ZM65 233H67L68 234V236H65L64 235V232ZM70 231H72V230H70ZM95 231V230H94ZM254 231V230H253ZM261 230H259V232H260ZM41 232V233H40ZM131 233V234H128V233ZM150 232V231H149ZM153 232V231H152ZM172 232V231H171ZM170 232V233H171ZM99 233H101V231H99ZM172 233H174V232H172ZM264 233V230H263V232H262V234ZM25 234H27V233H25ZM38 234H40V235H38ZM97 234H98V232H97ZM139 234H141L140 232H139ZM149 234V233H148ZM148 234H146V235H148ZM153 234H155L154 232H153ZM152 234V235H153ZM177 234V233H176ZM252 234V233H251ZM261 234V235H262ZM100 235H102V234H100ZM129 235H131L130 237H129ZM135 235V236H134ZM150 235V234H149ZM253 235V234H252ZM260 235V234H259ZM73 236H74V233H73ZM98 236V235H97ZM134 236V238H131V237H133ZM144 236V235H143ZM172 238H169V239H174V237L176 236H174V234L173 235H170ZM254 236V235H253ZM252 236V237H253ZM263 236V235H262ZM68 237V238H67ZM250 237V236H249ZM258 237V236H257ZM69 238H71V239H69ZM128 238V239H127ZM129 238H131V239H129ZM138 238H141V237H138ZM176 238V237H175ZM254 239H256L255 238V236L253 237ZM262 238H264V236L262 237ZM260 239L261 241H263V239ZM50 239V238H49ZM69 239V240H68ZM72 239L74 240V241H76V242H74L75 243V245H74V243H73V241H72ZM179 239V238H178ZM139 240V239H138ZM258 240V239H257ZM72 241V242H71ZM94 241V240H93ZM170 242H173L174 243V245H177V243L178 242H180L179 240H178V242H176V241H171L170 240ZM253 242V241H252ZM58 243H61L60 245H62V247H60L59 245H58ZM130 243V244H129ZM78 244V245H77ZM94 244H95V242H94ZM124 244H126V245H124ZM133 244V243H132ZM181 244V243H180ZM80 245V246H79ZM85 245V246H84ZM124 245V247H122ZM78 246V247H77ZM96 246H98V244L96 245ZM128 246H126V247H128ZM264 246V245H263ZM263 246H262V248H263ZM64 247V248H63ZM77 247V248H76ZM79 247H80V249H79ZM125 247V248H126ZM133 247V246H132ZM183 247V246H182ZM181 247V248H182ZM194 247H195V245H194ZM198 247H200V246H198ZM205 247V246H204ZM124 248V250H123V252L126 250ZM206 248V250H208L207 249V247H205ZM233 248H235V247H233ZM19 249V248H18ZM18 249H16V250H18ZM54 249V248H53ZM52 249V250H53ZM128 249V248H127ZM187 249V248H186ZM195 249V248H194ZM210 249V248H209ZM236 249V248H235ZM15 250V249H14ZM15 250V253L17 252ZM51 250V249H50ZM61 250V251H60ZM119 250H121L120 252H119ZM183 250H185V248H183ZM188 250V249H187ZM198 250V248L196 249V251ZM203 250H205L204 248H203ZM205 250V251H206ZM211 250V249H210ZM240 249H238L237 251H239ZM255 250H257V249H255ZM63 251V252H62ZM195 251V252H196ZM260 251V250H259ZM263 251H264V249H263ZM21 252V251H20ZM126 252V251H125ZM261 252V251H260ZM122 253V254H121ZM203 253V252H202ZM201 253V254H202ZM257 253H258V250H257ZM9 254V253H8ZM10 254H11V252H10ZM9 254V255H10ZM62 254V255H61ZM127 254V253H126ZM213 254V253H212ZM239 254V253H238ZM260 255H262L261 253H259ZM17 255V254H16ZM125 255V253L122 255L123 257H125L124 256ZM127 255H129V252H128V254ZM203 256H204V254H202ZM240 255H242V257L244 256L243 254H240ZM51 256H54L53 254H51ZM120 257V259H122L123 257ZM200 256V255H199ZM209 256V255H208ZM257 256H258V254H257ZM9 257V256H8ZM20 257V256H19ZM195 257V256H194ZM204 257H206V256H204ZM210 257V256H209ZM262 257V256H261ZM3 258V257H2ZM55 258V257H54ZM126 258V257H125ZM200 258V257H199ZM207 258V257H206ZM220 258V257H219ZM11 259V258H10ZM197 259H198V254H197ZM201 259V258H200ZM208 259V258H207ZM5 260H8V259H2V260H0L1 261V263L0 264H20V263H18V258L17 259H14V261L13 260H8V261H5ZM16 260H18V261H16ZM199 260V259H198ZM204 260H206V259H204ZM203 260V262H205ZM211 259H209V261H210ZM16 261V262H15ZM50 261H51V259H50ZM121 261V260H120ZM129 261V260H128ZM208 261V260H207ZM209 261H208V264H212V263H209ZM221 261V260H220ZM20 262V261H19ZM21 262H23V261H21ZM55 262H54V264H55ZM92 262L90 263V264H92ZM132 262V261H131ZM50 263H53V261H51ZM199 263V262H198ZM24 264H26V263H24ZM88 264V263H87ZM133 264V263H132ZM195 264H196V262H195ZM203 264H205V263H203ZM221 264H222V262H221ZM224 264V263H223Z\"/></svg>", "mask_w": 264, "mask_h": 264}]
</instances>
